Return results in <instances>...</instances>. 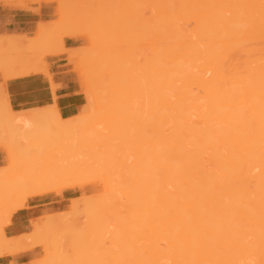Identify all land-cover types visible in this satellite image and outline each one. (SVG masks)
<instances>
[{
    "label": "bare ground",
    "instance_id": "1",
    "mask_svg": "<svg viewBox=\"0 0 264 264\" xmlns=\"http://www.w3.org/2000/svg\"><path fill=\"white\" fill-rule=\"evenodd\" d=\"M66 1L69 2L70 0H66ZM72 1L69 2V4H72L71 8L73 7L72 9H74L75 11L74 10L71 11L69 9V7H68L69 5L67 2L59 1V7H60L59 10L61 11V14H59V15H60V17H63V18L66 17L64 19L68 20V21L62 20L63 24H64V22H66V23L69 22V23H67L68 25L65 26L69 29V31H68L66 28V30L68 31V33H67L68 35H71L73 33L77 34L80 31V29L78 31L77 28H81V27L79 26L76 28L75 27V26H77L75 24L76 21L75 22L73 21L74 19H77V17L79 18V19H77V24H79V22H80V25L84 26V24L82 23L83 20L79 14L82 12L83 16L86 15L83 18V19L86 18L84 21H86L88 18V20H87L88 22H86V25L88 27L90 26L89 28H87L90 31V35H93L92 32H94L93 37L90 36V38L92 37L95 41L99 42V40L101 38H102V40L106 39L105 36H103V37H105L103 39V37H101V35L100 36L98 35V32L96 33V31H92V30H99L98 29L99 27L98 28L96 27L95 29H91V28H94L91 25V23L93 22V20L97 19V20H95L96 22H98L97 24L103 25L100 28L101 29L106 28L104 30V33L105 34L110 33L107 35V40L108 39L113 40L116 37V39H115L116 42L121 40L123 42L120 41L119 42L120 44L125 42L124 45L128 46L129 36H130V42H131V40H132L131 36L133 38L135 35H137V37L139 38L140 41L138 40L137 37L133 38V40L135 39L134 41H136L138 44H139V42H140V44H142V42H141V40H143L142 37H144V35L147 34V32H148V35H145L144 39L150 38L149 41H150V43L152 42L151 43L152 49L150 48L151 47L150 43H148L149 46L147 45L152 50L151 53L149 52L151 54V57L149 55H147V52L146 53L144 52V48H143V51H140V52L137 51L135 49V47L132 45L133 41H132L131 45L129 43L130 46H128V47L133 46V48L135 49V52L132 49H130L131 53H130V55H129V53H126L127 56L125 54H123V52H121V51H120V54L118 55L119 52L118 51L116 52L115 50H113L114 52H116V54L114 52H109L110 54L112 53V56H111L106 51L107 52L106 54H108V57H107L106 54L104 56L105 52L103 50L102 52H104V53H102L103 54L102 56H104L105 58H109V56H110L111 59H119L120 62H119V60H117V62H115L114 60L109 61V60L105 59V60L109 61L107 63L108 65H107L106 64L107 61L105 63L95 61L96 62L95 65L97 63L102 64V65H99L100 71H99V69H97L98 67L96 68V70H98L97 74L94 72L95 71L94 69L93 70L88 69L90 67L89 65H92V64H89V62H88L90 60L87 61V58H86V61L88 64L86 63L85 60L83 63L84 56L82 57V56L77 55L78 52L81 53L80 51H78V52H76V55H77L76 57H78V58L80 57L79 59H82L81 62L83 63V65L82 64L81 65L82 66L85 65L86 66L85 69L89 70V71L86 70V71H88L87 74H89V72L90 73L93 72V77L96 74L95 78L99 79L101 76V79H102V75H100V74H102L104 72V70L106 71V69L103 70V66L106 68L108 66V68H109V67H111V65H113L114 68L117 67L116 68L117 71H115V72H118L117 75L119 74V75H121V78H123V80H121L120 76H117V80L120 79L121 82L127 81V78H129V77L126 78V76H129V74L130 75L133 74L134 71H137V72L139 71L140 73H141V71H143L146 73V71L148 70L147 72H148L150 77L143 74L142 77H139L141 79H139L138 77H133L134 74L131 75L130 77L134 78V80H136V81L140 80L137 83L138 84L141 83V85L140 84L137 85V83H135V81H131V83L129 85H127L128 83H126L125 84L126 87L131 85L130 88H127V90L124 87V89L126 90L127 93L130 92V94H128V96H126L125 94L122 93L123 91H124V93H126L125 90H123V88H122L123 91H119V90H121L120 87H119V89H116L120 93L118 91H117L118 93H116L115 88L118 87L117 84H116V87H113V86L109 87L110 90H108V88H106L107 86L112 85V84H110V83H112V81L110 79H109V81H108V79H105V77L108 76L107 75L108 71L104 72L103 74H106V76L103 75V81H104V79L107 80L108 84H110V85H107V81L106 82L104 81V83H106V85H105L101 80H99V82H102L101 84L103 86L102 85L101 86H102L103 91H106V92L103 93V91L96 89L97 91H99V92L96 91V94L99 93V95L97 94L96 97L100 96L99 97L100 99L97 98L98 102H99V100H101V102L102 101L105 102V100L108 99V100H110V103H111V99H112V101L116 100V102L111 103L112 105L113 104L115 105V106L113 105L114 111L112 110V108H110L111 106L109 105L110 103L108 100H106V102H105V103L108 102L107 104H105L103 102L102 103L99 102V104H101V105L103 104L101 106L103 108V110L100 106H98L99 105L98 104L97 106L101 109H98V110L95 109L96 110L95 111L93 104H91L92 106L90 105V103H93L94 98L92 97L93 101L91 102V96L87 95V96H89V99H87L88 100L87 107L90 106L91 109H93L95 112L93 110L89 109L90 108L89 107L88 109L90 110V112L88 113L87 108L85 107L86 105H85V106H83V109L82 108L81 109L83 111H87V113H88V114H86L87 116L83 115V117L86 116V117H84V118H86V120H84V118L80 115L73 117V118H74L75 122H77L78 124L80 123L78 125L79 127H76V128H80V130L82 131L83 129H81V127H80V125H82V123L79 122L80 119H79V121L76 119L81 118L82 120H84V122H88L89 118H90V117L88 118V115H89L91 117L94 116V117H92V121H93V119L96 122L101 120V123H102L103 120L101 118L102 117L105 118V115H106V118L110 119V117H111L110 114L112 113L113 117H111V119H110L111 121L107 120L109 123L106 122L109 124V126H108V124L106 125V123H104V124L102 123L103 125L108 127L107 129L110 128V130H106V127L99 124L101 126V129L103 126V129H102L103 132L105 130L107 132L110 131L109 133H107L105 131V134L106 133H107V135L110 134L109 135L110 137L109 136L103 137L102 136L103 133H100L98 131H94V133H93L94 129L92 130V128H91L92 132L89 131L90 130L89 129L87 131L88 133L87 132L86 133L88 135H89V132H91V134H95V136L93 135L94 138L91 137L92 136L91 134L87 138L86 137L87 134L85 132L81 133V131H79L80 133H78V135L76 134L77 136L75 135V138L77 137L76 139L75 138L73 140H72V138L70 139L72 141H67V138L64 137V139H65L64 141L67 142V144L63 142L65 144V147L63 144L61 145V146H63V148H66V150L64 149L65 151L62 149L63 150L62 152H63V154L64 153L70 154L69 156H73V157H66V161L67 160L69 161L71 159L69 162L67 161L69 163L68 164V163H66V161H64L65 157L62 155L63 158L61 160V154L59 155L57 153L56 156L58 157L59 160H61L63 162L60 161V163H59V160H57L56 162H58V163L54 162L53 164H51L54 167H52L50 165L49 168H52L53 172L51 170H50L51 172L46 170L47 173L43 171L44 167L46 169V165H44L45 161L47 160L46 158H45V160L44 159L40 160L38 158L39 161H35V159L33 157L32 158L30 157L31 155H29L27 151L29 150V152H31V151L36 152V149H35V147H33V149L35 150L34 151L31 148L30 149L25 148L24 144L25 145H27V144L24 143L25 142L24 136H26L25 134L27 132H31L30 134H39V135L42 133L41 135H45V138L49 135L50 136L54 135L53 136L54 138L55 137H61L62 133H65V135L67 133L65 131H62V133H60L61 131H59V129H57L59 127L56 128L57 125L54 126V124H56L57 121H59V120H60V122L64 121L63 122L64 124L69 123L70 124L69 128H68L69 124L65 125V126H67V128H65L67 131V129L69 130L73 126H77V123L74 122L76 125L73 123V121H72L73 118H69L68 120L66 119V121H68V122H66L65 120H62L59 117V114H54V113H57L55 110L52 113V111H51L52 109H50V110L49 109L48 110L36 109V110H31V111L29 110L30 112L27 114L17 115L16 117H14L15 119L12 116H9V117H12L14 121L9 120L8 117H7L8 119L7 118L4 119L5 118L4 117L3 119L5 120L6 124L8 123L7 124V126H8L7 130H5V129L3 130V128H5V125H4L5 123L0 122V126L3 127V128L0 127V131H3V132L8 131L7 132L8 135H11L14 137L17 136V140L15 137V142L16 141L18 142V144H19L18 148L17 149L13 148V147H16L17 145H14L12 147V145L16 144L17 142L12 143V141L11 142L9 141L8 143L10 146L8 145V147L11 148L10 151L15 149L14 152H16L17 154L19 153V154L23 155V153H26L28 155L27 157H29V159L31 160V161H29L27 157L24 158L21 155H19L18 158H21V159L24 158L23 160L20 159L21 163L24 160H26V161L28 160L29 163L32 164L31 162L34 161L36 165H38V166L41 165V167H43V169L41 171L44 172V174H45L44 176H48V175H46L48 173L50 176V174H53L56 171L55 172L56 174L54 173L55 176H53V175L50 177L48 176L46 179H45V177H43V179H42L41 176H39V175L37 176V174H38L37 171L34 168L32 169L33 166H30L31 167V168L29 167L31 169L30 173H32L34 175L27 176L26 178L24 175L23 176L19 175V178H21V177L24 178V179L21 178L22 180H25V179L30 180L31 179V181H27V182H26V180L23 181V182H25L24 185L27 184L26 185L27 188H25L24 185H21L23 183V182H21L22 180H20V182H21V183L19 182L20 184L18 183V181H16V180H19V178L17 177L18 175H16L14 177L15 179L12 178L13 182L10 181L11 178H9V180H7V178H8L7 176L4 178L3 175H5V173L9 174L10 172H6V169H3V167L2 168L0 167V170L2 171V173H1L2 177L4 178V180H2L3 179L2 177L0 179V182H1V184H0V192H1L0 198L1 199H3L2 196H4L6 199H7V197H8V199H10V198L14 199L15 198L14 201L15 200L18 201L16 199V197L22 198V196L24 194H25L24 197H27V196L41 194V193L45 192V189H46V191L53 190L50 188H54V186L58 187L61 184L64 185V181L69 178L68 173L70 175L72 174V176H70V177H72V179H73V180L70 179L72 182L68 181L69 179L66 181V182H70V183L65 182V185L68 187L69 186L72 187L73 186L72 184H74V187H75V186H77V184L80 183V181L86 182V179H89V177H90L89 174L91 173V171H92L91 175H94V178H96V179H98L97 178L98 176L101 177V175H99V173L100 174L104 173L106 175L110 174L112 176H115L116 173H117V175H119V173H120L119 176H121V178L117 177V179H116V176H115L114 179H111V177L109 178L110 175H108L107 177L110 180L109 179L106 180V178H107L106 175L103 176V177H106V178H104L106 180V182L109 185H111V186H109L107 183H105V184H107L108 186L104 185V183L102 181V185L106 186V188L104 186H103V188H105L107 190L106 191V192H108V194L106 193L107 195L105 194V189H104V191L102 193L104 196L101 195V193L99 195H91V196L89 195L88 197L83 196L84 201L82 200L81 203H82V206H84V207L82 209L80 208V210H79V208H77L80 206H77L76 202H75L76 204L73 203L76 206L75 213L77 214V216H80V217L83 216L82 217L83 218V221H82L83 226L81 223H77V224L73 223L74 222L72 220L73 218H74V220L77 219L76 221L79 222L78 217L75 216L74 213L73 214L72 213H69V214L64 213L65 215L60 214V215H62V216H60L61 219L59 217V213L57 215L56 214L53 215V216L58 217L59 218L58 220L53 219V216L48 215V214L41 216V217H38V218H34V219L32 218L31 219L32 227H31L30 231L36 232L39 234L43 232L42 233V235H43L50 230V227H51V230L53 227L55 232H54V230H52V232H53V233H51L52 238L50 237L51 239H49V236H50L49 235L50 231H49L47 239L49 241L51 240L52 243L54 241V245H52V246H55V242H56V246H59V247L56 248V246H55L56 249L53 248L47 240V242L49 243V246L52 247L50 249V247L47 246L46 238H42L41 234L40 235L37 234V236L39 235V237H41V239L45 240L44 241V240L40 239L41 242L42 241L46 242L45 244H46L47 250H46L45 255L40 259H36L33 261H27V262H23V263H18V264H95V263L96 264H264V0H146V2H145V0H142V1L137 0V3L140 2V4H141L143 2L141 5H143V6L145 5L144 6L145 8L148 7L147 10L148 9L151 10V14L147 13L151 16L150 23H149V25H151V26L149 28L146 27L147 26L146 24L148 21L147 18H144V19L141 18L140 20H142V23H141V21H139L138 16L141 17L143 15H142L141 9H139V8L135 9L137 5H135L136 3L134 4V2H135L134 0H130L129 3L128 2L126 3L124 0H121V1L125 2V3H123L124 6L122 5L121 2H120V4H121V6H120L119 3H117L115 0L114 1L112 0L114 3L116 2L115 5H118V7H116V10H118L120 7H122V9H119L117 11V13L120 11L119 14H121V15L124 14V16H126L128 18L130 16V13H128V12L131 11V16L129 17V19L131 20V18H133L132 21H127L128 19L125 20V18L123 19L121 17L119 19V17H117V16L116 17L118 19L116 17H114L115 15L113 16V14H114L115 8H112L113 10L111 9L112 3H110V5H109L110 7L108 5H105L108 8L107 7L101 8V9L107 8L106 9L107 12L104 11L105 13L103 12V14L100 12L103 10H100L99 8L96 9V7L94 8L96 11L92 8H89L88 11H90L91 9L94 11L92 12V10H91L89 13L86 12V14H84L85 12H83L84 11L83 9H82L83 11L81 10V12L76 13L78 10L74 6H77L78 3H76L77 2L76 0H72ZM74 1L76 4H73ZM89 1L90 0H87V2L89 3L88 5H87L85 0H84L85 4H83L84 2L83 3L79 2L78 5H80L79 7H81V8H83L82 6H84L85 8H88L87 6H90V3L92 2V0L90 2ZM97 1L99 3L101 2V4H104L103 3L104 1L103 2L101 0H97ZM97 1L94 3L95 4L97 3L99 5V3ZM106 1L111 2L110 0H105L106 4L108 3ZM148 2H149V4H148ZM114 3L112 5V7H115ZM130 3L133 4V5H130V7H132V8L129 7ZM81 4H82V6H81ZM126 5H128V6H126ZM101 6H104V5H101ZM123 8L125 9V11ZM127 8H130L131 10L130 9L128 10ZM132 9H134V10H132ZM98 10H100V11H98ZM60 11H59V13H60ZM68 11H69V13H68ZM108 11L113 12L112 14L110 13V18H109V16L108 17L106 16V14H108ZM121 11H123V12H121ZM132 11L134 12V14ZM135 11H137L138 13L137 12L135 13ZM99 12H100V15H102V16L99 15ZM66 13H68L69 16ZM90 13H91V15H90ZM96 13H97V15H96ZM125 13L128 14V16L125 15ZM137 14H138V16H137ZM72 15H73V18H72ZM89 15L91 16V18ZM98 15H99V18H98ZM103 15H105L104 18L106 20L108 18L107 21L104 20ZM93 16L97 17V18L93 19L92 18ZM144 16H145V14H144ZM68 17H70V18H68ZM100 17H102L103 20ZM112 17L116 18L115 19L116 21ZM71 20H72V22H70ZM90 20L92 22H90ZM98 20H100V21H98ZM109 20H111V21H109ZM123 20L128 23L124 27H123V23L126 24V22H124ZM143 20H144V22H146L145 24H144ZM95 21L93 23H96ZM118 21H119V23H118ZM135 21H137V22H135ZM138 21L141 23V26H140V23ZM101 22L104 24H100ZM131 22L134 25L136 23L137 25H135V26H137V28L140 27V29H137V28H135L134 25H131L132 24ZM55 23L57 24L58 21L57 22L55 21ZM109 23L111 24V26ZM112 23H113L114 27H112ZM56 24L54 25V27L52 29H50V31L51 30L53 31L55 29V26H60L59 23L57 25ZM70 24H74L75 26H71ZM107 24H109V25H107ZM52 25H53V23H52ZM104 25L105 26L107 25L108 27L107 26L105 27ZM119 25H122V27ZM69 26H70V28H69ZM71 27H74L73 31L70 30V29H72ZM41 28H43V27L41 26ZM113 28L115 30L117 28L118 29L115 31V30H112ZM122 28H125L126 30L131 29L130 33L119 31V29H122ZM133 28L137 29V30H132ZM141 28L143 30H141ZM146 28L148 31L146 30ZM150 28H151V30H150ZM58 29L59 28L55 29L58 31V32L55 31L56 34L54 32H52L56 36L55 37L52 34L51 36L54 37L53 39H52V37H49L51 33L49 31H48V33H46V31H44V29H43V31L48 35V36L45 35V37H44L45 39H43V40H45L47 42H48V40L49 41L51 40L54 43V45L52 42L49 43V49L51 51L52 50L54 51V48L57 47V46L55 47L54 39L56 40V43H57V41L59 39L57 40L56 38H58V36H60L59 33H61V31L63 30V29L61 30V26H60V30H61L60 32ZM82 29L84 30V28H82ZM87 29L85 28L84 32ZM107 29L109 30V32H107L108 31ZM75 30L78 32H74ZM138 30H140L138 33H140L141 31H143V32L146 31V32L144 34H142L143 32L140 33V34H142V36H140V34H137ZM39 31H42V30H40V28H39ZM99 32H101V30H99ZM116 32H118V33L121 32L119 34L120 40H117V38H119V37L116 36V35H118V33H116ZM63 33H64V31H63ZM126 33H127V35H126ZM39 34H40V32L38 33V35ZM67 34H65V35H67ZM111 34L113 37L110 36L111 38H109L108 36ZM131 34H133V35H131ZM17 35H20V34H17ZM17 35H16V37H17ZM96 35H98V37ZM2 36H3V39L5 37L6 38L5 40H7V42H11V44H8V43L6 44V42H5V44L7 46L6 47L4 45V43H2V44L0 43V47H1V49H3V50L0 49V51H1L0 54L2 55V53H3V56L0 58V61L2 60L3 63H0V65L6 64L7 67L8 66L11 67L10 65L16 60L15 62L18 61L17 63H20V65L22 64L21 67L24 66L22 68L19 66L21 71H19L17 69L14 70L16 72H14L13 70L12 71L9 70V73L5 74L8 70L4 71L3 69H6V67L4 68V66L1 65L0 67L3 68V69L1 68L3 70V71L1 70V72H4V75H6L5 77L7 78L10 76H16L17 71H19L18 75L21 74V72H22V74H25L23 72H25L27 68L28 69L26 72L29 73V72L33 71L34 70L33 68L35 67L33 65V63L31 64V66H27L30 64H29V62H27L28 64L25 63L26 61L24 63H21L23 60H25V57H27V59H28L29 55H27V56H25V55L27 52H30L31 49H29V48L33 49V47H31L32 45L30 46L28 43V42L31 43L33 38L32 39L29 38L28 40H30V39L31 40L28 41L27 39H25L26 38V36H25L24 39L27 40L28 41L27 42L24 39H20L21 37L20 38L18 37L19 39H15V37H14L15 35H13V36L11 35L12 38L11 37L8 38V36H10V35H8V36L2 35ZM2 36L0 35V38ZM148 36H150V37H148ZM13 37H14L15 41L14 40L12 41ZM8 39H10V41H8ZM102 40L100 42H102ZM115 40H113V42H115ZM126 40H127V42H126ZM23 41H24V43L22 44ZM61 41H60V43H62ZM1 42H4V40H2ZM14 42H16V43H14ZM25 43L28 47L25 45ZM95 43L97 44V42H95ZM105 43H106V41H105ZM110 43H112V42H110ZM143 43H144V41H143ZM14 44H15V46H17V44H19L17 46V48H19V46L21 47L19 50H21L23 48H25V49L18 52V50L15 49ZM21 44L24 45V47ZM35 44H36V41H35ZM120 44H118V45L124 47L123 44H121V45ZM2 45H3V48H2ZM33 45H34V43H33ZM134 45H136V44H134ZM4 46L6 47V49H4ZM119 46H117V49L119 48ZM37 47H39V49H37ZM37 47H36L37 51L40 53L42 52L41 54H43V51L48 50V49H46V46L44 47V45H43V47H41V46H37ZM94 47H95V45H94ZM110 47H112V46L110 45ZM144 47H146V45H144ZM43 48H44V50H43ZM107 48H109V47H107ZM124 48L128 49L126 47H124ZM139 48H141V46ZM56 49H58V48H56ZM59 49H60V46H59ZM80 49H82V48H80ZM80 49H78V50H80ZM93 49H95V48H93ZM98 49L99 50L101 49L100 46ZM4 50H5V52H4ZM6 50L9 52V55L12 58L7 57V59H6L5 56L8 54V53H6L7 52ZM11 50H13V51H11ZM60 50H61V52H64L63 51L64 50L63 44H61ZM67 50L66 51L69 52L68 53V59L75 56V54H73V51H77V50H73V48H72V53H70L71 49H67ZM101 50L98 52L96 50H94V53H97V54L99 53L98 55L97 54L94 55L95 57L97 56V58H96L97 60H101L103 58V57L102 58L100 57ZM118 50H120V49H118ZM121 50H122V48H121ZM110 51H111V49H110ZM126 51L127 50H125L124 53ZM136 51L139 53H137ZM12 52L13 53L15 52L16 54L23 52L22 56H20L21 57L20 60L16 59L17 57H19L18 55H15V57L12 56L11 55ZM24 52H25V55H24ZM85 52H86V50H85ZM48 53H51V52H48ZM55 53H57V51ZM86 53H88V52H86ZM94 53L92 52L91 54H94ZM141 53H142V55H146L148 57L144 56L146 58L142 57V59L138 60L137 54H139L140 55L139 58H141V56H142ZM29 54H31V53H29ZM89 54H87V55H89ZM114 54H115V56L118 55V56H116L117 58L116 57L113 58ZM120 55H122V56H120ZM124 55L126 56V58L129 57V59H127V60L125 58L123 59L122 57ZM37 56H39V53ZM92 56L93 55H91V57ZM130 57H132L131 58L132 60H130ZM149 57L151 58V61H150ZM88 58H90V57H88ZM134 58H136L139 62L141 60H143L142 63L140 62L141 65L143 64L142 68H140L141 71L137 70L139 68V66H136V69L134 70L135 67L133 65L134 64L138 65V62ZM147 58H148V60L146 61L145 59H147ZM5 59L10 60L11 62L10 61H4ZM36 60L37 59H35V61ZM103 60H104V58H103ZM35 61H34V63H35ZM124 61L125 62L127 61L126 66H127V63H128V66L129 65L130 66L129 67L127 66V68H125L126 66L124 64ZM133 61H135L137 64ZM9 62H10V64H9ZM112 62H114V64ZM144 62L146 63V65H145L146 67L149 65L150 70L144 66V64H145ZM92 63L94 64V61H92ZM121 63H122V65H121ZM25 64H26L27 68H26ZM12 65H14V64H12ZM87 65L89 66L88 68H87ZM123 65H124V67H123ZM120 66H121V71L123 74L120 73V69H119ZM29 67L30 68L33 67V68H31L29 70ZM36 67L41 68L42 66L39 65V67L38 66H36ZM113 67L109 68V71H111ZM132 67H134V68H132ZM23 68H25V71L23 70ZM10 69H12V68H10ZM127 69L130 71H128ZM36 70L37 69H35V71ZM126 70H127V73H126ZM111 72L113 73V71H111ZM112 73L109 74L111 77H112ZM87 74H85L87 79H88V83L87 82L86 83L89 86L88 88H90V90L88 89V91H91V88L95 89L93 87L94 86L96 87V84L94 85L92 83L93 85L91 87V84L89 81H91V82L92 81L96 82V81L94 79L92 80V78H91V80H89L88 76H90L92 74H90L88 76H87ZM97 75L99 78L97 77ZM114 75L116 77V74H114ZM2 76H3V74H2ZM138 76H141V75H138ZM86 77H85V81H87ZM124 77H125V79H124ZM106 78H108V77H106ZM142 78H143V81H142ZM147 78H148V81H151V82H149V83H151V86H149L146 82H144L145 80H147ZM129 79L131 80V78H129ZM114 82L116 83L115 79H114ZM99 84H97V85H99ZM135 84H136V87H135ZM142 84H144V86H142ZM51 85H53L52 81H51ZM119 86H121V85H119ZM132 86H134L136 89L134 87L132 88ZM145 86H147V87H145ZM103 87H105V89ZM138 87H140V88H138ZM85 88H87V87H85ZM97 88H98V86H97ZM146 88H149V93H148V89H146ZM55 89L53 88V90H55ZM128 89H131V91H128ZM134 89L136 91L138 89H140V90L136 92ZM111 90L112 91L115 90L114 94H113V92H110V93L108 92ZM132 90H133V93H132ZM144 91L146 92L147 96L145 95ZM84 92H85V94H88L86 90ZM91 92H89V93H91ZM100 92L103 94H106V93H109V94L108 95L106 94V96H103V94H100ZM138 92H140V93L143 92L144 94L143 93L140 94ZM137 93H138L139 97H137L138 96ZM147 93L150 94L149 95L150 97L148 96ZM73 94H76V93H73ZM132 94H134V96H136V99L140 98L141 95H142V97H141V99L137 100V103H134L133 101L136 99H135V97L133 98ZM117 95H119V96H117ZM123 95H125V96H123ZM101 96L103 97V100H102ZM109 96H110V99L106 98ZM114 96H116V97H114ZM143 96L144 97L146 96V98L148 97V99H147L148 103H147V100L145 102L146 98L143 100V98H144ZM121 97H122V99H121ZM104 98H106V99L104 100ZM118 98L120 100H118ZM124 98L128 102H126V100ZM130 98H133V99L130 100ZM1 99H2V97L0 98V100ZM4 99L5 98L3 96V100ZM5 101H6V99H5ZM140 101H142L143 104ZM122 102H124V103L126 102L125 105ZM0 103H1V101H0ZM117 103L118 104L122 103V105H118ZM127 103H129V104H127ZM130 103L137 105L139 110L136 107V109L138 111H135V109H134V111H132L131 109H133L134 105L131 104L132 105L131 106ZM144 103L145 104L147 103V105L145 106ZM2 105L4 106V105H6V103L5 104L2 103ZM107 105L109 107H107ZM143 105H144V107H143ZM145 107H147V108L145 109ZM84 108H86V109H84ZM104 108H105V110H104ZM143 108H144V111L142 112ZM108 109H110V111ZM127 109H128V112H130L128 114H126L127 111H125ZM129 109H130V111H129ZM140 109H141V111H140ZM120 110L122 112H119ZM146 110H150L149 113ZM0 111H1V109H0ZM103 111H105L104 116H103V114H104ZM111 111H113V112H111ZM136 112L140 117H138V115L135 114ZM139 112L141 114L143 113L144 117H145V115H147V117L142 118ZM11 113H13V112H11ZM113 113H115V114H113ZM117 113H118V115L120 113V115L118 117H117ZM144 113H146V114H144ZM1 114H2V112H1ZM49 114H53V115H49ZM97 114H98V116H97ZM54 115H55V117L56 116L57 117L54 118L53 117ZM100 115H102V116L100 117ZM134 115L136 116V118L139 121L135 118ZM127 116L128 117L131 116V117L128 118ZM18 117H20L21 119L20 118H19L20 120L17 119ZM97 117H100V118H97ZM134 118L136 119V122H135ZM149 118H150V120H147V123H146V120H144V119H149ZM16 119H17V122L15 123ZM47 119H49V120H47ZM55 119H57V121H55ZM120 119H121V121H119ZM129 119L132 120V122L133 121L135 122L134 125L132 124V122ZM7 120H9V121H7ZM52 120H54V121L52 122ZM117 120H118V122H117ZM141 120L144 122H142ZM125 121H127V122H129V124H131L130 127L128 124V129H126L127 128L126 127L127 122H125ZM54 122H56V123H54ZM103 122H105V121H103ZM111 122H114L115 125L117 123L118 128L119 127L120 128L118 129ZM120 122H122V123H120ZM47 123H51V124H49L50 126L52 124L53 125L51 127H48ZM71 123H73V126H71ZM142 123H144L145 126H143ZM60 124H62V123H60ZM95 124L96 123H94V125H93L94 127H95ZM135 124L139 125V126H140V124H142L140 126V127H142V130H139L141 128L137 127ZM147 124H149V125H147ZM85 125H87V124H85ZM58 126H59V124H58ZM83 126H82V128H83ZM89 126H91V125H88V127ZM114 126H115V128H114ZM146 126L148 127V131L151 129V131H150L151 133H150V136L148 137L149 138L148 141L144 143V141H146L145 139L147 138L148 135L145 133L142 134L141 131H146L147 130ZM131 127H134L135 129L131 128ZM149 127H150V129H149ZM61 128L63 129V127H61ZM97 128H98L97 130H99V127H97ZM113 128L115 129V131H113L114 130ZM116 128H117V130H116ZM122 128H124V131L122 130ZM129 128H131L133 130L132 133H134V131L136 133L131 135L132 133L130 134L129 132L132 130H130ZM85 129L86 128H84V130ZM73 130L76 133V129H73ZM120 130L125 135H123L122 133L121 134L123 136H121V134H118L120 132ZM125 130H127V131L125 132ZM137 130H139L138 132L140 134L137 132ZM148 131H146V132H148ZM2 133L0 132V141L5 142V139H7V138H5L7 133H5V135H4L5 137L4 136L2 137ZM82 134H84L85 136ZM19 135H21V137H24V138L22 139L21 137H19ZM127 135H128V137H130V135H131L130 139H132V140L127 138ZM135 135H138V136L140 135L138 137L139 139L137 137H135ZM62 136H63V134H62ZM66 136H68V135H66ZM111 136L113 139L111 138ZM132 136H134L138 140L141 139V142L143 143V145L145 144V146H142V143L139 141H133V139H135V138H132ZM143 136H146V138ZM18 137H19V139L24 140L23 145L19 143L21 140L19 141ZM53 137H51V138H53ZM98 137L100 138V140L97 139ZM101 137H103V138H101ZM140 137H142L144 139V141ZM8 138L10 139L11 137H8ZM105 138H107V139L110 138L109 139L110 142H114V143L117 142L116 144H120V146L117 147V145H116L115 147H117V148H115L112 145L109 146L107 143H103L102 139L106 140ZM120 138L122 140H120ZM9 139H7V141ZM85 139H86V141H85ZM94 139H95V141H94ZM114 139L115 140L117 139L119 141H115ZM125 139H126V141H125ZM74 140L77 141L78 145ZM90 140L92 141V143L89 144L88 142H91ZM26 141H27V139H26ZM43 141H45V140L43 139ZM58 141L57 140H55V141L49 140V142H52V143L48 142V146L51 144H54L55 142H58ZM73 141L75 142V145H74ZM79 141H82V143H80ZM99 141H101L102 143ZM121 141L124 142L123 146L121 144ZM129 141H131V142H129ZM27 142H29V141H27ZM68 142H72V143H68ZM93 142L96 143V146L93 145L94 144ZM132 142H134L132 144V146L135 150L138 149V147H139L138 146L136 148L135 147L136 144L141 145L139 150L136 151L138 153H136L134 151L132 146H130V145L128 146V144H131ZM21 143H22V141H21ZM31 143H33V142H31ZM44 143H43V146L46 147L47 144L45 143L46 144L45 145ZM79 143H80V145L82 144V147L79 145ZM86 143H88V144H86ZM99 143H101V144H99ZM60 144L61 143H59L58 145H60ZM69 144L70 145L72 144L71 147L73 146L75 148L74 151H72L73 148H71V147L70 148L72 150L71 151L68 150V147L70 146ZM102 144H104V145H102ZM125 144H127V145L125 146ZM20 145H21V147L23 146V149L20 147ZM67 145H68V147H67ZM99 145H100V147H97ZM41 146H42V144H41ZM52 146H55V144ZM89 146H91V147H89ZM105 146H107V147H105ZM108 147H109V149H108ZM88 148H91V149H88ZM95 148H97L98 150H96ZM111 148L112 149L114 148V150H112ZM125 148H127V149H125ZM49 149H51V148H49ZM54 149H56V148H54ZM79 149H80V151L77 152V150H79ZM100 149H102V152ZM18 150H21V151L27 150V151H24L21 153V151H18ZM82 150H84V152ZM87 150L88 151L91 150L90 154L87 153L88 152ZM109 150H110V152H109ZM119 150H122L123 152L119 151ZM126 150L128 153H126ZM131 150L134 152L133 156L131 154L132 153ZM68 151H69V153H68ZM85 151H86V153H85ZM92 151H93V153L95 151L96 152L99 151V153H97V156H96V152L94 153V156L96 158H99L101 156L100 158L102 160V163H103V161L106 162V160H107L106 165L107 164L108 165L106 166L102 163L100 164L101 160L95 161V157H92L93 153L91 155ZM113 151H115V152H113ZM53 152H54V150H53ZM53 152H51V154ZM107 152H109V153H107ZM118 152H121V153H119L120 156L118 155ZM16 153H14L13 155L12 154L10 155V152H9L8 156H10V158L14 156L13 158L16 159V157H15ZM36 153L38 154V156H40V158H41V155H43L42 153L40 155L39 152H36ZM48 153H50V152L48 151ZM48 153H47V155H48L47 157H49ZM105 153L110 154V155L108 156ZM112 153H115V154H112ZM148 153L150 154V157L146 156ZM74 154H75V156H74ZM80 154H81V160L83 158L82 162L79 160L80 158L78 155H80ZM116 154H117V156H116ZM122 154L131 155V157H133L134 160L131 157H130L131 159H128L129 156L125 157V156H122ZM144 154H146L145 157H144ZM84 155H85V157L88 156L87 159L91 158V162L88 159V161L90 162L89 164L87 163L88 162L87 159L85 160ZM135 155H137V157ZM103 156H104V158H103ZM110 156L113 158L111 159ZM121 157H124V158L120 159ZM75 158H78V161H75ZM92 158H93L94 162L92 161ZM118 158L120 160H118ZM143 158L145 160H146V158L147 159L149 158V159L146 160L147 161L146 162V161H144ZM14 159H13V161H14ZM109 159H111V162ZM123 159H124L128 169H126L127 167H121L124 164ZM135 159L137 160V162L135 161ZM43 160H44L43 163L42 162L39 163L40 161H43ZM55 160H56V158L53 161H55ZM112 160H114L115 163H117L116 166H114L115 163H113L114 161H112ZM129 160H130V162H129ZM131 160H133V161H131ZM149 160H150V162H149ZM10 161H11L10 163L14 165V163L12 162V159H10ZM79 161H80V164L77 165V163H79ZM127 161L129 164H127ZM20 162H19L20 165L18 164L17 167L22 166ZM36 162H38L39 164ZM47 162H49V161H46V163ZM64 162H65V164H64ZM131 162H132V164H131ZM61 163H63V164H61ZM97 163H99V164H97ZM120 163H122L121 166L119 165ZM58 164H60V165H58ZM81 164H82V166L84 165L85 168L80 166ZM90 164L91 165L96 164L97 167H95L96 165L91 166ZM110 164H112L111 167H110ZM13 165H11V166H13ZM88 165H89V167H88ZM99 165H101V166H99ZM117 165H119L120 170H118ZM11 166H9L8 168L11 169ZM23 166H24V164H23ZM38 166H36V168ZM61 166L63 167V169H62L63 173L61 171H59L61 169ZM68 166H70V167H68ZM73 167H75L76 170ZM108 167H109V169H108ZM112 167H115V168L117 167L116 171H113L115 168H112ZM8 168H7V170H8ZM15 168H16V166H15ZM21 168H23V167H21ZM29 168H28V171H25V172L28 173ZM40 168H39V171H40ZM77 168L79 170H77ZM83 168H84V170H83ZM91 168H92V170H91ZM93 168H97V170H95ZM98 168H100V169H98ZM2 169L4 170V172ZM86 169H88V170L90 169V171L87 170L88 173H86L85 172ZM101 169L103 171H106V173L103 172ZM125 169H126V171H125ZM65 170L67 172H65ZM100 170H101V172H100ZM107 170H109V171L107 172ZM120 171H122L124 173H122ZM12 172H13V170H12ZM60 172H61V174L59 175ZM77 172H78V174L76 176ZM111 172H112V174H111ZM79 173H80V175H79ZM82 174H84L83 178L80 177V176H82ZM113 174H115V175H113ZM56 175H57V177L61 176L62 181H61V179H57ZM62 175L65 177H63ZM95 175H96V177H95ZM75 176H76V180H75V182H73ZM54 177H56L57 180L53 179ZM61 177H59V178H61ZM77 177H79V178H77ZM84 177H86V178H84ZM103 177H101V178H103ZM50 178L52 180H55V181H52V180L50 181ZM91 178L92 177H90V179ZM118 178H119V180H118ZM35 179H36L37 183L35 182ZM81 179H83V180H81ZM43 180H45V181L49 180L47 182H51L52 186L49 185V183L47 185L46 182H44ZM92 180H93V178H92ZM100 180H102V179H99V181ZM105 180H104V182H105ZM15 181H16V183H15ZM60 181H61V183H59L58 186H56L57 184L55 182L58 183ZM76 181L79 183H76ZM87 181H89V180H87ZM112 181H113L114 185H113ZM31 182H34V183H31ZM2 183L3 184H6V183L10 184L9 186H12V183H13V186H15V185L16 186L11 187L10 189L7 190V188L9 186L8 187L6 185L2 186ZM18 184H19V186H18ZM29 184L31 186H33V187H30V189L28 187ZM54 184H56V185H54ZM67 184H69V185H67ZM66 186H64V187H66ZM16 187L17 188L21 187L19 189L21 194L18 191L19 195L16 194L17 196H13L12 193H14L16 191V189H17ZM27 189L29 191H26V192H28L26 194L25 190H27ZM60 191H61V189H60ZM6 193L7 194L9 193V194L7 195ZM83 194H84V192L82 193V195ZM100 195L103 197H101ZM9 196H10V198H9ZM98 197L99 198L101 197L103 199L99 200ZM8 199H7V201L11 205L12 200L10 199V201H9ZM79 200H80V198L77 199V202H79ZM7 201H5V202H7ZM2 203H3V201H2ZM13 203L16 204V202H13ZM81 203L78 205H81ZM3 204H1L2 207L5 206ZM1 205H0V207H1ZM7 205L5 206V210L3 208L5 213H8L6 211V208L8 211H9V209H11V208H9L10 206H7ZM12 206H13L12 211H13V209L16 210L14 208V204ZM19 206H21V205H19ZM19 206H16V208H18ZM79 211L80 212L82 211V214ZM5 213H3V215H5ZM66 215H67V217H70V215H71L70 220H69V218L67 220L69 222L72 220L73 221V222L71 221L72 223L67 222V220L65 218ZM72 215H74L77 218H75ZM7 216H9V215H5V217H7ZM56 217H54V218H56ZM64 218L66 221L64 220ZM63 220L65 222V225H64ZM0 223H1L0 226H3V220H1ZM79 224H81V225H79ZM63 225H64V227L66 226V229H64ZM70 225L72 228H70ZM0 229H2V228L0 227ZM56 231H59L58 232L59 234L57 237L55 234V237L57 239H54L52 234L57 233ZM1 233H2V231H1ZM45 236H47V234L43 235V237H45ZM66 236H68V238L71 239V241H67V243H64V242H66V238H65ZM22 237H23V235L22 236L20 235L19 237H17V236L12 237V238L10 237L8 239L3 237L4 239H6V241H8L10 243V247H9V245L4 246L5 249H4V247H3V249L0 247L1 248L0 250H2V252H3V250H5L4 255H12V254H15L17 252L29 250L35 246H38V245H36V243H34L32 241H30V243L28 244V240H31V239L27 238V240L25 239L26 240L25 241ZM26 237H28V236L26 235ZM31 237H32V234H31ZM34 237H35V235H34ZM58 237H60V238L58 239ZM3 238H2V240H3ZM52 239H54V240H52ZM60 240L63 242V244H66V246H67V244H69V246H67V248L69 249V247H71L69 249V251L71 253L65 251V249L67 250L65 245H62V243L58 244ZM63 240H65V241H63ZM2 242L4 243V241H2ZM31 242L34 244H32ZM1 246H3L2 243H1ZM61 246H65V248L61 249L62 248ZM94 247H96V248H94ZM71 249H72V251H71ZM94 249L97 252L93 253L95 251ZM2 252H0V253H2ZM96 253L99 255H97ZM94 254L96 255L95 258L93 257ZM10 264H15V263L11 261Z\"/></svg>",
    "mask_w": 264,
    "mask_h": 264
},
{
    "label": "rangeland",
    "instance_id": "2",
    "mask_svg": "<svg viewBox=\"0 0 264 264\" xmlns=\"http://www.w3.org/2000/svg\"><path fill=\"white\" fill-rule=\"evenodd\" d=\"M38 1H40V0H38ZM59 1L67 2L68 5H69V6H68L69 9H70L71 11L74 10V9H72L73 7L71 8L72 4H69V2H71L72 0H70L69 2L66 1V0H51V1H49V2H54V3H55V14H56V16H57V20H56V22L58 21L59 25L61 26V30L63 29V30L61 31V30H60V26H55V29H56V28H59V29H58L59 32L61 31V33H59L60 36L57 35L58 38H56L57 40L59 39V40L57 41L58 44L56 43V40L54 39V41H55V47L57 46L56 48L59 49V46H60V49H61V44H63V43H60V41L63 40V38L66 37V36H68V37L81 36V37H83V39H84L83 45H82L81 47H79V48H77V49H73V50H77V51H73V54H75V56H73L72 58L68 59V62L73 66V70H74V71L78 74V76H79V81H80V90H79V92H80L81 94H83L84 97H85V103L79 108V112H78V114H77L76 116L80 115V116L83 117V115H86V114H88V113L90 112L89 109H91V107H90V106H89L90 108L87 107V103H88V100H87V99H89V96H91V102L94 100L93 103H90V105L93 104V106H94V110H95V109L98 110V109H101V108H102L101 106H102L103 104H102V105L99 104V102H101V100H99V102H98V99H100V98H99L100 96L96 97L97 94L99 95V93L96 94V91H97L96 89H99V90L103 91V89H102V86H103V85H102L101 83H102V82L104 83V81L106 82L107 80H105V79H108V81H109V79H110V80L112 81V83L109 82V83L112 84V85L106 87V88H108V90H110L109 87H112V86H113V87H116V84H117L118 87L115 88V90H116V89H119V87H120L121 90H119V91H123V90H125L124 87H125L126 90H127V88H130V86H131V85H130V86L126 87V85H125L126 83H128L127 85H129V84L131 83V81H135V83H137L138 81H140V80H137V81L134 80V78L130 77L131 75L134 74L133 77H138V78H139V77H142L143 74H144V75H147L148 77H150L149 74H148V72H147L148 70L146 71V73L140 70V68H142V65H143V64L141 65L140 62L142 63L143 60H141L140 62H139L138 60L142 59V57H143V58L148 57V56H146V55H142V53H141V55H142L141 58H139V57H140L139 54H137L138 56L136 55V56L138 57V60H137L136 58H134V59H136V61L138 62V65H135V64L133 63V64H134L133 66H134L135 68L132 67V68H134V70H135V69H136V66H139V68H138L137 70H140L141 73H140L139 71H138V72H139V73H138L137 71H134V70H133V71H134V73L132 72L133 74H131V75L129 74V76H126V78L129 77V78H131V80H130L129 78H127V81H125V82H121V80H123V78H121V75H119V74L117 75L118 72H115V71H117V69H116L117 67L114 68L113 65H111V67H113L111 71H113V73L116 74V77H115V75H114L111 71H109V68H111V67L108 68V66H107V68H106V67L103 66V70L106 69V71L109 72V73L107 72V75H108V76H106V74H103L104 72H106V71L104 70V72H103L102 74H100V75H102V79H101V76H100V78L98 77L99 74L97 75V77H98L99 79L95 78V77H96L95 75L97 74V71H98V70H96V68L98 67L97 69H99V67H100L99 65H102V64H100V63H99V64L97 63V64H96L97 66H96V65H95L96 62H101V63L104 62V63H105L107 60H109V61H113V60H114L115 62H117V60H119V59H111L110 56H109V58H105L104 56H105V54H106L107 52H108V54H110L109 52H114L113 50H115L116 52H117V51L119 52L118 55L120 54V51L123 52V54H125V55H126V53H129V55H130V53H131V52H130V49H132L134 52H135V49H136L137 51L140 52V51H143V48H144V52H145V53L147 52V55H149V56L151 57V54H150V53H151V51H152V50H151V49H152V44H151L152 42L150 43V41H149L150 38H146V39H144L145 35H148V32H147V34L144 35V37H142V38H143V40H141L142 44H140V42H139V44H138L136 41H134L135 39L133 40V38H136L137 35H135L133 38H132V36H131V39H132L131 42H130V36H129V39H128L129 41H128V42H129L130 45H131V43H132V41H133V44H132V45L135 47V49L133 48V46H131L132 48H131V47H128V46H130L129 43H128V46H127V45H126V46L124 45L125 42H124V43H121V44L124 45V47L128 48V49H125L124 47L118 45V44H120L119 42L121 41V40H120V36H119V34H120L121 32H120V33H118V32H119V31H123V32L130 33V30H131V29H130V30H126V29H125L126 27H125V28H122V29H119V31L116 32V33H118V35H116V36L119 37V38H117V40H120V41L116 42V40H115L116 37H115V39H113V40H115V42H113V40H109V39L107 40V35L110 34V33H108V34H105V33H104V30H105L106 28H105V29L102 28V29H103V30H102L100 27H102L103 25H99V24H97L98 22L95 21V20H97V19L93 20V22L95 21L96 23H93V22L91 21V20H92V19H91V20H90V22H92L91 25L94 27V28H91V29H95L96 27H97V28L99 27L98 29L101 30V32H99V30H92V31H96V33L98 32V35H99V36L101 35V37H103V36L106 37L105 40H102V38H101L100 40L98 39V40H99V42H98V41H95V40L92 38L93 35H94V32H92L93 35H90V31L87 29V28L90 27V26L88 27V26L86 25V22H88V21H87L88 18H87L86 21H84L86 18L83 19L86 15H85V16L82 15V14H83V13L81 12L82 9L84 10V11H83V10H82V11L85 12L84 14H86V12L89 13L92 9H94V8L96 7V9L99 8L100 10H103V11L98 10V11H100V12L103 14L104 11L107 12L106 9L108 8V7L105 6V5H108V6H109L110 3H112V4H111V9H112V8H115V11H114V14H113V16L115 15L114 17L117 16V17H119V19H120V17H121V18H123V19L125 18V20L128 19L127 21H132L133 18H131V20L129 19V17L131 16V11H130V12L127 11L128 13H130V16L127 18L126 16H124V14H123V15L119 14L120 11L117 13V11H118L119 9H122V7H120L118 10H116V7H118V5H115V3L117 2V3H119V5L121 6V4H120V2H121L122 5L124 6L123 3H125V2H126V3H127V2L129 3L130 0H124L125 2H123V1H121V0H115V1H116L115 3L113 2L114 0H113V1L110 0L111 2L106 1V2H108L107 4L105 3V0H101L102 2L104 1V2H103L104 4H101V2L99 3L97 0H92L93 3L91 2V3H90V6H87L88 8H85L84 6H82V4H81V6H82L83 8L79 7V6H80V5H78L79 2H80V3H83L84 0H81L82 2H81L80 0H79V1L76 0V1H77L76 3H78V4H77V6H74V7L78 10L76 13L81 12V13H79V14H80V17H81L82 20H83V21H82V20H81V21H82V23L84 24V26H81V25H80V22H79V24H77V19H79L78 17H77V19H74L73 21H74V22L76 21L75 24H76L77 26H75L74 24H70V25H71V26H75L76 28L80 26L81 28H77L78 31H79V29H80L79 32L76 31V30L74 31V32H78L77 34H74V33L71 34V33H70L71 35H68V34H67L68 31H69V29H68L67 27H65V26L68 25L67 23H69V22H67V23L64 22V24H63V21H64V20L66 21L67 19H64V18H66V17H64V18H63V17H60V15H59V14H61V11L59 10V8H60V7H59ZM85 1H86L87 5H88L89 3L87 2V0H85ZM90 1H91V0H90ZM90 1H89V2H90ZM96 1L99 3V5H98L97 3H96V4L94 3V2H96ZM134 1H135L134 4L136 3L135 5H137L136 8H135V7H134V8H135V9L139 8V9H141V11H142V15H143V16L140 15L141 17H139L138 14H137L139 21H141V23H142V20H140V19H141V18H142V19L147 18L148 21L146 20V21H147V24H146L147 26H146V27L149 28V27L151 26V25H149V23H150V19H151V16H150L149 14H151V10H149V9L147 10L148 7L145 8V7H144L145 5H144V6L141 5L143 2L140 4V2L137 3V0H134ZM141 1H142V0H141ZM72 2H73V1H72ZM145 2H146V0H145ZM76 3H75V1H74L73 4H76ZM113 3H114V6H115V7H112ZM60 4H61V3H60ZM83 4H85V2H84ZM92 4H93V5H92ZM100 4H101V5H104V6H101ZM146 4H147V3H146ZM148 4H149V2H148ZM66 5H67V4H66ZM130 5H133V4L130 3V4H129V7H130ZM139 5H140V6H139ZM126 6H128V5H126ZM147 6H148V5H147ZM77 7H78V8H77ZM103 7H104V8L107 7V8H106V9H101V8H103ZM109 7H110V6H109ZM57 8H58V12L60 11L59 14L56 12V11H57ZM61 8H62V7H61ZM64 8H65V7H64ZM89 8H92V9H91L90 11H88ZM130 8H132V7H130ZM130 8H127V9L129 10ZM149 8H150V7H149ZM66 9H67V8H66ZM123 9H124V8H123ZM127 9H126V10H127ZM63 10H64V9H63ZM70 10H69V11H70ZM94 10H95V9H94ZM94 10H92V12H93ZM112 10H113V9H112ZM130 10H131V9H130ZM132 10H134V9H132ZM69 11H68V13H69ZM74 11H75V10H74ZM95 11H96V10H95ZM124 11H125V9H124ZM100 12H99V15H100ZM105 12H104V13H105ZM121 12H123V11H121ZM132 12H133V11H132ZM136 12H137V11H135V13H136ZM68 13H66V14L68 15ZM97 13H98V12H97ZM97 13H96V15H97ZM110 13L112 14L113 12H109V11H108V14H106V16H107V17L109 16V18H110ZM137 13H138V12H137ZM139 13H140V12H139ZM147 13H149V14H147ZM71 14H72V13H71ZM71 14H70V15H71ZM92 14H93V13H92ZM133 14H134V12H133ZM144 14H145L146 17L144 16ZM63 15H64V14H63ZM74 15H75V14H74ZM87 15H88V14H87ZM90 15H91V13H90ZM90 15H89V16H90ZM99 15H98V18H99ZM125 15L128 16V14H126V13H125ZM68 16H69V15H68ZM77 16H78V15H77ZM100 16H102V15H100ZM111 16H112V15H111ZM132 16H133V15H132ZM104 17H105V15H103V18H104ZM114 17H112V18H114ZM117 17H116V18H117ZM62 18H63V19H62ZM68 18H70V17H68ZM72 18H73V15H72ZM90 18H91V16H90ZM92 18L94 19V18H97V17H94V16H93ZM100 18L102 19V17H100ZM116 18H114V20H115ZM136 18H137V17H136ZM101 19H100V20H101ZM117 19H118V18H117ZM59 20H60V21H59ZM62 20H63V21H62ZM100 20H98V21H100ZM102 20H103V19H102ZM104 20H106V19L104 18ZM107 20H108V18H107ZM107 20H106V21H107ZM111 20H112V19H111ZM111 20H109V21H111ZM134 20H135V19H134ZM136 20H137V19H136ZM67 21H68V20H67ZM109 21H108V22H109ZM115 21H116V20H115ZM123 21H124V20H123ZM139 21H138V22H139ZM70 22H72V20H71ZM84 22H85V23H84ZM104 22H105V21H104ZM124 22H126V21H124ZM135 22H137V21H135ZM143 22H144V20H143ZM58 23H57V24H58ZM106 23H107V22H106ZM113 23H114V22H113ZM113 23H112V27H114V26H113ZM116 23H117V22H116ZM118 23H119V21H118ZM131 23H132V22H131ZM139 23H140V22H139ZM141 23H140V26H141ZM145 23H146V22H144V24H145ZM55 24H56V23H55ZM55 24H53V25H51V26H48L49 29H48L47 27H46V28H44V27H43V28H40V30H42V31H39L40 34L37 35L35 38L32 39V41H31L32 44H31L30 42H28V41H30L31 39H30V40L27 39L28 41L24 39L25 41H27V42L29 43L30 46L32 45L31 47H33V49H32V48H29V49H31V50H30V52H27L26 55H25V52H24V55H25V56H27V55H29V56H28V59H27V57L24 56V57H25V60H23L21 63H24V62L26 61L25 63L29 62V64H30V65H27V66H31L32 63L34 64L35 59H37L35 62L39 61V59H42L46 54H48V52H56V51H57V52H61L60 49L58 50V49H56V48H54V51H53V50L51 51V50L49 49V43L52 42V41H51V40H50V41L48 40V42H47V41L43 40V39H45L44 37H45V35H47L46 33H48V31L51 33L49 37H52V36H51L52 34L55 36V34H56L55 31H57V30L54 29L53 31H52V30L50 31V29H52V28L54 27ZM57 24H56V25H57ZM87 24H88V23H87ZM100 24H104V23L101 22ZM109 24H110V23H109ZM109 24H107V25H109ZM127 24H128L127 22H126V24L123 23V27H124L125 25H127ZM88 25H89V24H88ZM107 25H106V26H107ZM117 25H118V24H117ZM131 25H134V24L132 23ZM135 25H137V24L135 23ZM135 25H134V26H135ZM104 26H105V25H104ZM106 26H105V27H106ZM110 26H111V24H110ZM119 26L122 27V25H119ZM129 26H130V25H129ZM134 26H133V27H134ZM142 26H143V25H142ZM64 27H65V28H64ZM107 27H108V26H107ZM112 27H111V28H112ZM117 27H118V26H117ZM121 27H120V28H121ZM66 28H67L68 31L66 30ZM69 28H70V26H69ZM71 28H72V29H70V30L73 31L74 27H71ZM82 28H84V30H85V28H86L87 30L84 32V30H83ZM109 28H110V27H109ZM127 28H128V27H127ZM135 28H137V26H135ZM43 29H44V31H46V33L43 31ZM91 29H90V30H91ZM117 29H118V28H117ZM117 29H116V30H117ZM128 29H129V28H128ZM137 29H140V27H138ZM137 29H134V28H133L132 30H137ZM82 30H83V31H82ZM107 30H108V29H107ZM112 30H115V29L113 28ZM116 30H115V31H116ZM141 30H143V29L141 28ZM146 30H147V28H146ZM150 30H151V28H150ZM63 31H64V33L67 34V35H65V34L63 33ZM72 31H71V32H72ZM139 31H140V30L137 31V34H140V33L143 32V31H141L140 33H138ZM147 31H148V30H147ZM52 32H54L55 34L52 33ZM57 32H58V31H57ZM80 32H81V33H80ZM83 32H84V33H83ZM107 32H109V30H108ZM123 32H122V33H123ZM132 32H133V31H132ZM145 32H146V31H145ZM145 32H143L142 34H144ZM149 32H150V31H149ZM42 33H43V34H42ZM96 33H95V34H96ZM103 33H104V34H103ZM111 33H112V32H111ZM127 33H126V35H127ZM135 33H136V32H135ZM41 34H42V35H41ZM63 34H64V35H63ZM142 34H140V36H142ZM149 34H150V33H149ZM98 35H96V36L98 37ZM123 35H124V34H123ZM126 35H125V36H126ZM131 35H133V34H131ZM40 36H41V37H40ZM42 36H43V37H42ZM47 36H48V35H47ZM90 36H92V37L90 38ZM110 36H112V34L109 35L108 37L111 38ZM140 36H139V37H140ZM49 37H48V38H49ZM55 37H56V36H55ZM105 37H103V39H104ZM112 37H113V36H112ZM121 37H122V36H121ZM146 37H147V36H146ZM148 37H150V36H148ZM53 38H54V37H52V39H53ZM95 38H96V37H95ZM125 38H126V37H125ZM137 38H138V37H137ZM142 38H141V39H142ZM151 38H152V37H151ZM46 39H47V38H46ZM49 39H50V38H49ZM121 39H122V38H121ZM91 40H92L93 42H92ZM101 40H102V42H100ZM138 40H139V38H138ZM14 41H15V40H14ZM20 41H21V40H20ZM35 41H36V44H35ZM105 41H106L107 44L105 43ZM109 41L112 42V43H110ZM139 41H140V40H139ZM143 41H144V43H143ZM151 41H152V40H151ZM17 42H18V41H17ZM27 42H26V43H27ZM61 42H62V41H61ZM95 42H97V44H96ZM121 42H123V41H121ZM126 42H127V40H126ZM14 43H16V42H14ZM23 43H24V41L22 42V44H23ZM26 43H25V45H26ZM33 43H34V45H33ZM52 43H53V42H52ZM52 43H51V44H52ZM92 43H93V44H92ZM94 43H95V44H94ZM98 43H99V44H98ZM102 43H103V44H102ZM117 43H118V44H117ZM145 43H146V44H145ZM148 43H150V46H151L150 48H151V49L148 47V46H149ZM6 44H7V43H6ZM6 44L4 43L5 46H6ZM8 44H11V43H8ZM22 44H21V45H22ZM39 44H40V45H39ZM104 44H105V45H104ZM121 44H120V45H121ZM134 44H136V45H134ZM137 44H138L139 46H138ZM143 44L146 45V47H144ZM18 45H19V44H17V46H18ZM43 45H44V47L46 46V49H48L49 51H48V50H47V51H46V50L43 51V50H44V48H43V50H42V51H43V54H41L42 52L40 53V52L37 51V49H39V47H37V46H41V47H43ZM53 45H54V43H53ZM94 45H95V47H94ZM98 45L100 46L101 49L103 48L102 50L100 49V50H101V52H100V54H101L100 57H101V58L103 57L104 60H103V58H102L101 60H97V59H96L97 56H96V57L94 56L95 54H97V53H94V50H96L97 52L100 51V50L98 49V48H99ZM102 45H103V46H102ZM110 45H111L112 47H110ZM147 45H148V46H147ZM5 46H4V49H6V47H7V46H6V47H5ZM14 46H15V44H14ZM17 46H15V49H17L18 52L21 51V50H23V49H25V48H23L24 45H22V46H23V47H22L23 49H21V50H19L21 47L19 46V48H17ZM26 46H27V45H26ZM104 46H105V47H104ZM113 46H114V47H113ZM117 46H119L118 49H120V50L117 49ZM137 46H138V47H137ZM140 46H141V48H139ZM142 46H143V47H142ZM27 47H28V46H27ZM36 47H37V49H36ZM41 47H40V48H41ZM107 47H109V48H107ZM120 47L122 48V50H121ZM2 48H3V45H2ZM9 48H10V47H9ZM12 48H13V47H12ZM80 48H82V49H80ZM93 48H95V49H93ZM104 48H105V49H104ZM123 48H124V49H123ZM137 48H138L139 50H138ZM0 49H1V47H0ZM10 49H11V48H10ZM10 49H9V50H10ZM67 49H68V48H65V47H64V50H63V51H64V52H67V51H68ZM69 49H71V50H70V51H71L70 53H72V48H69ZM78 49H80V50H78ZM89 49H90V50H89ZM97 49H98V50H97ZM108 49H109V50H108ZM110 49H111V51H110ZM141 49H142V50H141ZM146 49H147V50H146ZM149 49H150V50H149ZM1 50H3V49H1ZM27 50H28V49H27ZM66 50H67V51H66ZM85 50H86V52H88V53H86ZM91 50H92V51H91ZM103 50H104L105 53L102 52ZM125 50H127V51L129 50V51H128V52L126 51V52L124 53ZM145 50H146V51H145ZM148 50H149V51H148ZM6 51H7V50H6ZM11 51H13V50H11ZM11 51H10V52H11ZM35 51H36V52H35ZM78 51H80L81 53L83 52V53H82L83 55H82L81 53H79ZM96 51H95V52H96ZM106 51H107V52H106ZM137 51H136V52H137ZM0 52H1V51H0ZM4 52H5V50H4ZM15 52H16V51H15ZM15 52H14V53H15ZM74 52H75V53H74ZM76 52L79 53V54L77 53V55L82 56V57L84 56L85 59L83 58V63H84V60L86 61V58H87V61H88V60L91 61V62H90V61H88V62H89V64H92V65H89L90 67L87 65V68L89 67V68H88L89 70H93V69L95 70L94 72H95L96 74L94 75V77H93V72H92V73L89 72V74H87L89 70H88V69H85V67H86L85 65L82 66V65H83V63L81 62L82 59H79L80 57H79V58L76 57V56H77V55H76ZM84 52H85V53H84ZM90 52H91V53L93 52L94 54H91ZM116 52H114V53L116 54ZM139 52H137V53H139ZM149 52H150V53H149ZM6 53H8V54L5 56L6 59H7V57H11V56L9 55V52H8V51H7ZM6 53H5V54H6ZM12 53H13V52H12ZM12 53H11V55L14 56V57H15V55H18L19 57H17L16 59H19V60H20V58H21L20 56H22V53H23V52H22V53L20 52L19 54H16V53H15V54H14V53L12 54ZM29 53H31V54H29ZM35 53H36V54H35ZM38 53H39V56H37ZM44 53H45V54H44ZM68 53H69V52H68ZM89 53H90V54H89ZM102 53H104V56H102V55H103ZM145 53H144V54H145ZM5 54H4V55H5ZM32 54H33V55H32ZM87 54H89V55H87ZM98 54H99V53H98ZM98 54H97V55H98ZM108 54H106L107 57H108ZM115 54L113 55V58H115L116 56H118V55L115 56ZM121 54H122V53H121ZM123 54H122V55H123ZM135 54H136V53H135ZM0 55H1V54H0ZM91 55H93L94 57H93V56L91 57ZM110 55L112 56V53H111ZM122 55H120V56H122ZM125 55H124L122 58H123V59L125 58L126 60L129 59V57L126 58L127 55H126V56H125ZM2 56H3V53H2V55L0 56V58H1ZM120 56H119V57H120ZM131 56H132V55H131ZM136 56H135V57H136ZM144 56H146V57H144ZM14 57H13V58H14ZM37 57H38V58H37ZM39 57H40V58H39ZM88 57H90V58H88ZM98 57H99V56H98ZM132 57H133V56H132ZM132 57H130V60H132V59H131ZM150 57H149V58H150ZM11 58H12V57H11ZM116 58H117V57H116ZM3 59H4V58H3ZM6 59H5L4 61H10V60H6ZM26 59H27V60H26ZM95 59H96V60H95ZM105 59H107V60H105ZM145 60L147 61L148 58L145 59ZM15 61H16V60H15ZM15 61H14L12 64H14V66H15V65L18 66V68H19V66L21 67L22 64L20 65V63H17L18 61H17V62H15ZM87 61H86V63H87ZM92 61H94V64L92 63ZM95 61H96V62H95ZM109 61H107L106 64H107ZM150 61H151V58H150ZM150 61H149V62H150ZM10 62H11V61H10ZM10 62H9V64H10ZM119 62H120V60H119ZM119 62H118V63H119ZM126 62H127V61H126ZM126 62L124 61L125 66H126ZM133 62H135V61H133ZM0 63H3L2 60L0 61ZM6 63H7V62H6ZM112 63L114 64V62H112ZM135 63H136V62H135ZM144 63H145V62H144ZM147 63H148V62H147ZM12 64H11L10 66H13ZM27 64H28V63H27ZM81 64H82V65H81ZM87 64H88V63H87ZM115 64H116V63H115ZM136 64H137V63H136ZM149 64H150V63H149ZM3 65H4V64H3ZM103 65H104V64H103ZM107 65H108V64H107ZM109 65H110V64H109ZM121 65H122V63H121ZM131 65H132V64H131ZM145 65H146V63L144 64V66H145ZM4 66L6 67L7 65L5 64ZM25 66H26V64H25ZM27 66H26V68H27ZM114 66H115V65H114ZM127 66H128V63H127ZM127 66H126L125 68H127ZM129 66H130V65H129ZM129 66H128V67H129ZM5 67H4V68H5ZM8 67H9V66H8ZM22 67H24V66H22ZM22 67H21V68H22ZM80 67H81V68H80ZM83 67H84V68H83ZM92 67H93V68H92ZM123 67H124V65H123ZM145 67H146V66H145ZM145 67H144V68H145ZM0 68H2V67H0ZM18 68H17V70L21 71L20 68H19V69H18ZM31 68H33V67H31ZM31 68L29 67V70H30ZM130 68H131V67H130ZM146 68H148V69L150 70L149 65H148ZM2 69H3V68H2ZM27 69H28V68H27ZM27 69H26V71H27ZM81 69H82V70H81ZM115 69H116V70H115ZM119 69H120V73H122V71H121V66H120ZM122 69H123V68H122ZM3 70H5V69H3ZM23 70L25 71V68H23ZM23 70H22V71H23ZM80 70H81V71H80ZM86 70H88V71H86ZM127 70H128V69H127ZM127 70H126V73H127ZM144 70H145V69H144ZM11 71H12V70H11ZM19 71H17V75H18V72H19ZM26 71L23 72V73H28V72H26ZM99 71H100V69H99ZM123 71H124V70H123ZM128 71H130V70H128ZM14 72H16V71H14ZM101 72H102V71H101ZM136 72H137V73H136ZM8 73H9V71H7L5 74H8ZM98 73H99V72H98ZM111 73H112V77L109 75V74H111ZM15 74H16V73H15ZM21 74H22V72H21ZM85 74H87V76L90 75V74H92V75L88 76V77H89V80H91V78H92V80L94 79V80L96 81V82H93V81L91 82V81H89L90 84H91V87H92L93 84H94V85L96 84V87H95V86L93 87V88H95V89H92V88H91V91H92V92H91V91H88V89L90 90V88H88V87H89V86L87 85V83H88V79H87V77H86ZM122 74H123V73H122ZM103 75L106 76V77H108V78L105 77L104 81H103ZM138 75H141V76H138ZM5 76H6V75H5ZM7 76H8V75H7ZM117 76H120L121 80H120V79L117 80ZM147 76H146V77H147ZM85 77H86L87 81H85ZM114 79L116 80V83L114 82ZM124 79H125V77H124ZM136 79H137V78H136ZM139 79H141V78H139ZM99 80H101L102 82H99ZM108 81H107V85H110V84H108ZM142 81H143V78H142ZM86 82H87V83H86ZM144 82H146L149 86H151V83H149V82H151V81H148V78H147V80H145ZM92 83H93V84H92ZM99 83H100V84H99ZM97 84H99L100 86L102 85V86L100 87V86L97 85ZM104 84L106 85V83H104ZM118 84L121 85V86L123 85V86L121 87V86H119ZM132 84H133V83H132ZM139 84L141 85V83H139ZM139 84L137 83V85H139ZM97 86H98V88H97ZM142 86H144V84H142ZM85 87H87V88H85ZM99 87H100L101 89H100ZM133 87H134V86H132V88H133ZM135 87H136V84H135ZM135 87H134V88H135ZM145 87H147V86H145ZM103 88L105 89V87H103ZM122 88H123V90H122ZM138 88H140V87H138ZM141 88H142V87H141ZM135 89H136V88H135ZM135 89H134V90H135ZM144 89H145V88H144ZM146 89H148V93H149V88H146ZM85 90L87 91L88 94H85V92H84ZM115 90H114V91L111 90V91H108V92H109V93H110V92H113V94H114ZM126 90H125V92H126ZM139 90H140V89H138L137 91H139ZM82 91H83V92H82ZM93 91H94V92H93ZM117 91H118V90H116V93L119 92V91H118V92H117ZM128 91H131V89H128ZM135 91H136V90H135ZM137 91H136V92H137ZM89 92H91V93H89ZM97 92H99V91H97ZM104 92H106V91H103V93H104ZM136 92H135V93H136ZM144 92H145V91H144ZM92 93H93V94H92ZM103 93L100 92V94H103ZM109 93H106V94L108 95ZM119 93H120V92H119ZM122 93L125 94L126 96H128V94H130V92H128V93H127V92L124 93V91H123ZM132 93H133V90H132ZM135 93H134V94H135ZM138 93H140V92H138ZM138 93H137V95H138ZM142 93H143V92H142ZM142 93H140V94H142ZM148 93H147V94H148ZM90 94H91V95H90ZM106 94H103V96H106ZM113 94H112V95H113ZM134 94H132V95H133V98L135 97V99H136V96H134ZM143 94H144V93H143ZM87 95H89V96H87ZM94 95H95V96H94ZM115 95H116V94H115ZM120 95H121V94H120ZM125 95H123V96H125ZM145 95H146V92H145ZM149 95H150V94H148V96H149ZM117 96H119V95H117ZM146 96H147V95H146ZM146 96H145V97L143 96V97H144L143 100L146 98ZM92 97H93L94 99H93ZM101 97H102V96H101ZM112 97H113V96H112ZM114 97H116V96H114ZM137 97H139V95H138ZM141 97H142V95H141ZM141 97L138 98V99H141ZM149 97H150V96H149ZM97 98H98V99H97ZM106 98H109V99H110V96H109V97H106ZM106 98H104V100H105ZM126 98H127V97H126ZM133 98H130V100L133 99ZM92 99H93V100H92ZM113 99H114V98H113ZM116 99H117V98H116ZM121 99H122V97H121ZM124 99H125V98H124ZM138 99H136V100H134V101L132 100V101H133L134 103H137V100H138ZM147 99H148V97L145 99V102H146ZM96 100H97V101H96ZM102 100H103V97H102ZM106 100H108V99H106ZM106 100H105V102H106ZM114 100H115V99H114ZM118 100H120V99L118 98ZM125 100H126V99H125ZM130 100H129V101H130ZM150 100H151V99H150ZM108 101H109V103H110V100H108ZM94 102H95V103H94ZM102 102L105 103L104 101H102ZM102 102H101V103H102ZM113 102H116V100H115V101H112V99H111V103H113ZM118 102H119V101H118ZM126 102H128V101L126 100ZM126 102H125V103H126ZM130 102H131V101H130ZM138 102H139V101H138ZM140 102L142 103V101H140ZM107 103H108V102H107ZM107 103H105V104H107ZM111 103L109 104V105L111 106L110 108H112V110L114 111V108H113V107H114L115 105L113 104V105H114V106H113ZM122 103L125 105L124 102H122ZM122 103H119V104L117 103V104H118V105H122ZM141 103H140V104H141ZM147 103H148V100H147ZM147 103H146V104L144 103V105L146 106ZM95 104H96V105H95ZM98 104H99V105H98ZM117 104H116V105H117ZM127 104H129V103H127ZM131 104H132V103H130V105H131ZM140 104H139V105H140ZM142 104H143V103H142ZM85 105H86V106H85ZM97 105L100 106L101 108H99ZM132 105H134V106H133V109H131L132 111H134V109H135V111H138V110H139V108L137 107V105H135V104H132ZM132 105H131V106H132ZM144 105H143V107H144ZM149 105H150V104H149ZM149 105H148V106H149ZM83 106H85V107L87 108L88 113H87V111H83V110H82V109H83ZM91 106H92V105H91ZM105 106H106V105H105ZM127 106H128V105H127ZM127 106H126V107H127ZM131 106H130V107H131ZM148 106H147V107H148ZM107 107H109V106L107 105ZM123 107H124V106H123ZM136 107H137L138 110L136 109ZM147 107H145V109H146ZM81 108H82V109H81ZM86 108H84V109H86ZM88 108H89V109H88ZM92 108H93V107H92ZM131 108H132V107H131ZM149 108H150V107H149ZM149 108H148V109H149ZM80 109H81L82 111H81ZM106 109H107V108H106ZM116 109H117V108H116ZM116 109H115V110H116ZM124 109H125V108H124ZM124 109H123V110H124ZM91 110H93V109H91ZM94 110H93V111H94ZM96 110H95V111H96ZM102 110H103V108H102ZM104 110H105V108H104ZM108 110L110 111V109H108ZM121 110H122V109H121ZM121 110H120L119 112H122ZM93 111H92V112H93ZM95 111H94V112H95ZM113 111H111V112H113ZM125 111H127V113L125 112L126 114L130 113V112H128V109L125 110ZM129 111H130V109H129ZM140 111H141V109H140ZM143 111H144V108H143L142 112H143ZM146 111H148V113H149L150 110H146ZM83 112H84V113H83ZM94 112H93V113H94ZM101 112H102V111H101ZM103 112H104V114H103V113H102V114H103V116H104V115H105V111H103ZM106 112H107V111H106ZM52 113H53V112H52ZM125 113H124V114H125ZM131 113H132V112H131ZM139 113H140V112H139ZM54 114H58V113H54ZM109 114H110V113H109ZM113 114H115V113H113ZM135 114L138 115L137 112H136ZM144 114H146V113H144ZM19 115H20V114H19ZM49 115H53V114H49ZM92 115H93V114H92ZM107 115H108V114H107ZM110 115H111V117H113L112 113H111ZM119 115H120V113H119ZM119 115H118V113H117V117H118ZM140 115H141L142 118L144 117L143 113H142V114L140 113ZM76 116H73V117H76ZM86 116H87V115H86ZM86 116H84V117H86ZM95 116H96V115H95ZM97 116H98V114H97ZM101 116H102V115H100V117H101ZM108 116H109V115H108ZM132 116H133V115H132ZM134 116H135V115H134ZM53 117L56 118L57 116L55 117V115H54ZM59 117H60V116H59ZM73 117H70V118H73ZM84 117H83V118H84ZM89 117H90L91 119H90ZM92 117H94V116H92ZM92 117L88 115V118H89V121L87 120L88 122H84V120H86V118H84V120H82L81 118H78V117H77L78 119L75 118V119L78 120V121H79V119H80L79 122L82 123V125H80V127H81V129H83V130H82L83 132L80 130V128H76V127H79L78 125H79L80 123L78 124L77 122H75V121H74V118H73V120H72V119H71V120L73 121V123H74V122L77 123V126H73V123H71V126H73V127L70 128L69 130L67 129V131H66V129H65V128H67V126H65V125H66V124L68 125L69 123L64 124V123H63L64 121H63V122H60V120L57 121V119H55V121H57V123L54 122V123H56V124H54V126L57 125L56 128L59 127V128H57V129H59V131H61L60 133H62V131H65V132L67 133L66 135H68V136H66L65 133H62L63 136H62V134H61V137H55V138H54V137H53L54 135H52V136L49 135V136H47V137L45 138V135H41L42 133L39 135V134H30L31 132H27V133L25 134L26 136H24V137H25V139H24L25 142H24V143H26L27 145H25V144L23 143L24 140L19 139V137H21V135H19L18 140H19V141H20V140L22 141V143H21V141H20L19 143L22 144V145L24 144V146H25L26 149H28V148L30 149V148H31L32 150H34L33 147H35L36 152H39L40 155H41V153H42L43 155H41V158H40V156H38V154H37L36 152L31 151V152H32V153H31V152H29V150H28V151H27V150H24V151H27L28 154L31 155L30 157H31V158L33 157V158L35 159V161H39V159H40V160H42V159L45 160V158H46V159H47L46 161H49L50 163H49V162L46 163V161H45L44 165H46V169H45V167H44V170H43V171L46 172V173H47V171L51 172V171H52V168H49V166H50L51 164H53L54 162H56L57 160H59L58 157L56 156L57 153H58L59 155L61 154V160H62V158H63L62 155L65 157V160H64V161H66V157H73V156H69L70 154H65V153L63 154V152H62L64 149L66 150V148H63V146H61V145L63 144L64 147H65V144H64V143L67 144V142L64 141V140H65L64 137L67 138V141H72V140L75 138V135H76V134L78 135V133H80L79 131H81V133H84V132L86 133L89 129H90L89 131H91V128H92V130L94 129V130H93V133H94V131H98V132H100V133H103V134H102L103 137H106V136H109V135H110V134L107 135V133H109L110 131H108V132L106 131V130H110V128L107 129L108 127H106V126L103 125V124L106 123V122H108L107 120L111 121V120H110L111 117L109 116L110 119L106 118V115H105V118H106V119L102 117L101 119H102L103 121H105V122L102 121L103 124L101 123V120H99V121L97 120L99 123L96 122V121H94V119H93V121H92ZM100 117H97V118H100ZM117 117H116V118H117ZM120 117H121V116H120ZM120 117H119V118H120ZM125 117H126V116H125ZM127 117H128V116H127ZM129 117H131V116H129ZM129 117H128V118H129ZM138 117H140V116L138 115ZM145 117H147V115H145ZM145 117H144V118H145ZM19 118H20V117H18L17 119H19ZM60 118H61V117H60ZM122 118H123V117H122ZM135 118H136V116H135ZM135 118H134V119H135ZM14 119H15V118H14ZM17 119H16L15 123L17 122ZM20 119H21V118H20ZM20 119H19V120H20ZM50 119H51V118H50ZM58 119H59V118H58ZM61 119L66 121V119L68 120L69 118H66V119L61 118ZM113 119H114V118H113ZM124 119H125V118H124ZM124 119H123V120H124ZM126 119H127V118H126ZM136 119H137V118H136ZM136 119H135V122H136ZM12 120H13V119H12ZM12 120H11V121H12ZM47 120H49V119H47ZM62 120H61V121H62ZM81 120H82V121H81ZM129 120H130V119H129ZM137 120H138V119H137ZM144 120H146V123H147V120H150V118H149V119H144ZM13 121H14V120H13ZM53 121H54V120H52V122H53ZM119 121H121V119H120ZM130 121L132 122V120H130ZM138 121H139V120H138ZM141 121H142V120H141ZM47 122H48V121H47ZM50 122H51V121H50ZM66 122H68V121H66ZM117 122H118V120H117ZM125 122H127V121H125ZM131 122H130V123H131ZM135 122L133 121L132 124L134 125ZM142 122H144V121H142ZM60 123H62V124H60ZM75 123H74V124H75ZM83 123H84V124H83ZM94 123H96V124H95V127H96V128L93 126ZM97 123H98V124H97ZM108 123H109V122H108ZM108 123H106V125H107ZM111 123H113V125H115L114 122H111ZM120 123H122V122H120ZM137 123H138V122H137ZM47 124H48V127H51V126L53 125V124H52V125L50 126L49 124H51V123H47ZM58 124H59V126H58ZM63 124H64V125H63ZM85 124H87V125H85ZM99 124H100V125H103L104 127H106V130L104 129V130L107 132L106 134H105V131L103 132V130H102V129H103V126H102V129H101V126H100ZM128 124H129V122H127V124H126V127H127V128L125 127L126 129H128ZM142 124H143V126H145L144 123H142ZM142 124H140V126H141ZM75 125H76V124H75ZM83 125H84V126H83ZM88 125H91V126L88 127ZM130 125H131V124H129V127H130ZM135 125H136V124H135ZM147 125H149V124H147ZM69 126H70V124L68 125V128H69ZM82 126H83V128H82ZM108 126H109V124H108ZM115 126L118 128L117 123H116ZM115 126H114V128H115ZM136 126H137V127H140L139 125H136ZM136 126H135V127H136ZM46 127H47V126H46ZM61 127H63V129H62ZM97 127H99V130H97V129H98ZM146 127H147V126H146ZM146 127H145V128H146ZM84 128H86V129L84 130ZM111 128H112V127H111ZM114 128H113V129H114ZM117 128H116V130H117ZM119 128H120V127H119ZM119 128H118V129H119ZM131 128H134V127H131ZM131 128H129V129L132 130ZM140 128H141V129H139V130H142V127H140ZM61 129H62V130H61ZM64 129H65V130H64ZM73 129H76V133L74 132ZM134 129H135V128H134ZM146 129H147L146 131H148V127H147ZM149 129H150V127H149ZM122 130L124 131V128H122ZM139 130H137V132H138ZM144 130H145V129H144ZM57 131H58V130H57ZM101 131H102V132H101ZM113 131H115V129H114ZM126 131H127V130H125V132H126ZM146 131H141L142 134L145 133V134L148 135L147 138H146V136H143V137L146 138V139H145L146 141H144V139H143L142 137H140V138L143 139L144 143L148 141V139H149L148 137L150 136V133H151L150 131H151V129H150L148 132H146ZM91 132H92V131H91ZM91 132H89V135L87 134L88 132L86 133V134H87V136H86L87 138H88V136H90ZM128 132H129V131H128ZM128 132H127V133H128ZM132 132H133V130L130 131L129 133L131 134ZM57 133H58V132H57ZM96 133H97V132H96ZM111 133H112V132H111ZM121 133H122V132H121V130H120V132H119L118 134H121ZM129 133H128V134H129ZM134 133H136V132L134 131ZM134 133H132L131 135H133ZM138 133H139V132H138ZM55 134H56V133H55ZM122 134L125 135L124 133H122ZM122 134H121V136H123ZM139 134H140V133H139ZM30 135H31V136H30ZM33 135H34V136H33ZM58 135H59V134H58ZM77 135H76V136H77ZM82 135H84V134H82ZM91 135H92L91 137L94 138L95 134H91ZM93 135H94V136H93ZM97 135H98V134H97ZM113 135H114V134H113ZM113 135H112V136H113ZM116 135H117V134H116ZM131 135H130V137H131ZM41 136H42V137H41ZM56 136H57V135H56ZM59 136H60V135H59ZM80 136H81V135H80ZM80 136H79V137H80ZM84 136H85V135H84ZM112 136H111V138H112ZM117 136H118V135H117ZM139 136H140V135H139ZM139 136H138V135H135V137H137V138H138ZM8 137H11V138L9 139ZM13 137H14V136H11V135H8V134L6 135V138L9 139L8 142H9V141H10V142L13 141L14 143H16L17 141L15 142V137H16V140H17V136H15L14 138H13ZM24 137H21V138L23 139ZM51 137H53V138H51ZM62 137H63V138H62ZM103 137H101V138H103ZM109 137H110V136H109ZM113 137H114V136H113ZM119 137H120V136H119ZM119 137H118V138H119ZM130 137H128V135H127V138L130 139ZM135 137L132 136V138H135ZM71 138H72V140H70ZM76 138H77V137H76ZM76 138H75V139H76ZM7 139H5V140L7 141ZM11 139H12V140H11ZM13 139H14V140H13ZM26 139H27V141H29V142H27ZM39 139H40V140H39ZM43 139H44L45 141H43ZM48 139H49L50 141H55V140H57V141L59 140V141H60V140L62 139V140H61L62 142H61V141H60V142L58 141V142H55V143H54L55 146H52V145H54V144H51V145L48 146V142H49ZM97 139L100 140L99 137H98ZM105 139H106V140L102 139L103 143H107L109 146H110V145H112V146H114V147H115L116 145H117V147L120 146V144H116L117 142H116V143H114V142H110V140H109L110 138H109V139L105 138ZM112 139H113V138H112ZM138 139H139V138H138ZM138 139L135 138V139H133V141H139V142H141V139H140V140H138ZM92 140H93V139H92ZM114 140H115V139H114ZM120 140H122V139L120 138ZM130 140H132V139H130ZM30 141L33 142L34 144L31 143ZM74 141H75V140H74ZM74 141H73V142H74ZM85 141H86V139H85ZM85 141H84V142H85ZM87 141H88V140H87ZM90 141H91V140H90ZM94 141H95V139H94ZM112 141H113V140H112ZM115 141H119V140L116 139ZM125 141H126V139H125ZM127 141H128V140H127ZM42 142H43V143L45 142V143L47 144V145H46V144L44 143V144L46 145V147L43 146V143H42ZM63 142H64V143H63ZM75 142L77 143V141H75ZM75 142H74V145H75ZM79 142L82 143V141H79ZM97 142H98V141H97ZM99 142H101V141H99ZM129 142H131V141H129ZM37 143H38V144H37ZM49 143H52V142H49ZM56 143H57V144H56ZM59 143H61V144L58 145ZM68 143H72V142H68ZM80 143H79V145H80ZM88 143L90 144V143H92V141H91V142H88ZM88 143H86V144H88ZM93 143H94V142H93ZM101 143H102V142H101ZM101 143H99V144H101ZM123 143H124V142L121 141L122 146H123ZM133 143H134V142H132L131 144H128V143H127V144H128V146H129V145L132 146ZM141 143H142V142H141ZM41 144H42V146H41ZM83 144H84V143H83ZM86 144H85V145H86ZM97 144H98V143H97ZM127 144H125V146H126ZM135 144H136V143H135ZM14 145H17V146H16V147H13ZM18 145H19V144H18V142H17L16 144H13L12 147L15 148V149H17V148H18ZM69 145H70V144H69ZM71 145H72V144H71ZM71 145H70L69 147H68V145H67L68 150L71 151V150H72L71 148H73L72 151H74L75 148H74L73 146L71 147ZM77 145H78V143H77ZM77 145H76V146H77ZM91 145H92V144H91ZM93 145L96 146V143H94ZM102 145H104V144H102ZM136 145H137V144H136ZM136 145H135L136 148L139 146L138 149H136V150H135V149L133 148V146H132V148L134 149L135 152L138 151L139 148H140V146H141L140 144L137 145V146H136ZM26 146H27V147H26ZM28 146H29V147H28ZM47 146H48V147H47ZM50 146H51V147H50ZM80 146L82 147V144H81ZM80 146H79V147H80ZM86 146H87V145H86ZM122 146H121V147H122ZM125 146H124V147H125ZM142 146H145V144L143 145V143H142ZM20 147H21V145H20ZM53 147L56 148V149H54ZM60 147H61V148H60ZM70 147H71V148H70ZM87 147H88V146H87ZM89 147H91V146H89ZM97 147H100V145L97 146ZM105 147H107V146H105ZM117 147H115V148H117ZM121 147H120V148H121ZM124 147H123V148H124ZM21 148L23 149V146H22ZM25 148H24V149H25ZM49 148H51V149H49ZM52 148H53V149H52ZM103 148H104V147H103ZM123 148H122V149H123ZM15 149L12 150V151H10L11 148L9 149V151H10V155H11V154L13 155L14 153H16V152H14ZM62 149H63V150H62ZM86 149H87V148H86ZM88 149H91V148H88ZM95 149L98 150L97 148H95ZM95 149H94V150H95ZM108 149H109V147H108ZM111 149H112V148H111ZM125 149H127V148H125ZM53 150H54V152H53ZM65 150H64V151H65ZM84 150H85V149H84ZM84 150H82V151L84 152ZM100 150H101V152H102V149H100ZM103 150H104V149H103ZM112 150H114V148H113ZM116 150H117V149H116ZM128 150H129V149H128ZM18 151H21V150H18ZM24 151H21V153L24 152ZM34 151H35V150H34ZM48 151H49L50 153H48ZM59 151H60V152H59ZM78 151H80V149L77 150V152H78ZM87 151H88V150H87ZM90 151H91V150H90ZM90 151H88L87 153L90 154ZM117 151H118V150H117ZM119 151H122V150H119ZM124 151H125V150H124ZM131 151H132V150H131ZM11 152H12V153H11ZM51 152H53V153H52L53 155L51 154ZM95 152H96V151H95ZM95 152H94V153H95ZM105 152H106V151H105ZM109 152H110V150H109ZM109 152H107V153H109ZM113 152H115V151H113ZM122 152H123V151H122ZM34 153H35V154H34ZM47 153L49 154V157H50V158L47 157V156H48ZM66 153H67V152H66ZM68 153H69V151H68ZM85 153H86V151H85ZM92 153H93V151L91 152V155H92ZM94 153H93L92 157H95V156H94ZM97 153H99V151L96 152V156H97ZM107 153H105V154H107ZM116 153H117V152H116ZM119 153H121V152H118V155L120 156ZM126 153H128L127 150H126ZM133 153H134V152L132 151V153H131L132 156H133ZM136 153H138V152H136ZM72 154H73V153H72ZM72 154H71V155H72ZM78 154H79V153H78ZM81 154H82V153H81ZM81 154L78 155V156H79V158H80L79 160L82 162V161H83V158H82V160H81ZM83 154H84V153H83ZM112 154H115V153H112ZM129 154H130V153H129ZM148 154H149V153H148ZM148 154H147V155L144 154V157H145V155L150 157V154H149V155H148ZM19 155H21V156L24 157V158H26V157L28 156L26 153H23V155H22V154H19V153H18V154L16 153V154H15L16 159L13 158L14 156L11 157L10 159H12V162L14 163V165L11 164V165H13V166H11V169L13 170V172H12V170L9 168V169L7 170V172H10V173H9V174H8V173H5L4 178L7 176V177H8L7 180H9V178H11L10 181L13 182V179H15L14 177H15L16 175H18V176H17L18 178H19V175H20V176H23V175H24L25 178H26L27 176L34 175V174L30 173V170H31V169H30V168H31L30 166H33L32 169L34 168V169L37 171V173H38L37 176H38V175L41 176L42 179H43V177H45V179H46V178L49 176V173L46 174V175H48V176H44V175H45L44 172L41 171V170L43 169V167H41V165H40V166L36 165L34 161L31 162L33 165L30 164L29 161H31V160L29 159V157H27L29 161H28V160H27V161L24 160V161L21 163V162H20V159H21V158H18ZM76 155H77V154H76ZM91 155H90V156H91ZM100 155H101V154H100ZM107 155L109 156L110 154H107ZM37 156H38V157H37ZM74 156H75V154H74ZM82 156H83V155H82ZM86 156H87V155H86ZM104 156H105V155H104ZM104 156H103V158H104ZM108 156H107V157H108ZM113 156H114V155H113ZM116 156H117V154H116ZM122 156H125V157L129 156L128 159H131V158L133 159V157H131V155L122 154ZM135 156L137 157V155H135ZM52 157H53V158L55 157L56 160L53 161L55 158L53 159ZM59 157H60V156H59ZM76 157H77V156H76ZM84 157H85V155H84ZM87 157H88V156H87ZM87 157H85V160L87 159ZM100 157H101V156H100ZM100 157H99V158H96V157H95V161H96V160H98V161L101 160ZM130 157H131V158H130ZM24 158H23V159H24ZM38 158H39V159H38ZM51 158H52V159H51ZM110 158L112 159L113 157L110 156ZM122 158H124V157H121L120 159H122ZM134 158H135V157H134ZM13 159H14V161H13ZM23 159H21V160H23ZM88 159H89V158H88ZM88 159H87V161H88ZM111 159H109L110 162H111ZM120 159L118 158V160H120ZM143 159H144V158H143ZM148 159H149V158H148ZM148 159L146 158V160H148ZM44 160H43V161H40L39 163H41V162L43 163ZM61 160H59V163H60ZM70 160H71V159H70ZM70 160H69V161H70ZM73 160H74V159H73ZM73 160H72V161H73ZM103 160H104V159H103ZM105 160H106V159H105ZM125 160H126V159H125ZM133 160H134V159H133ZM133 160H131V161H133ZM146 160L144 159V161H146ZM15 161H16V162H15ZM18 161H19V162L21 163V165H22V166H18L19 168L17 167V165L19 164ZM67 161H68V160H67ZM67 161H66V163L69 162V161H68V162H67ZM75 161H78V158H75ZM80 161H79V163L76 162L77 165L80 164ZM89 161L91 162V158L89 159ZM89 161L87 162L88 164L90 163ZM92 161H93V158H92ZM112 161H114V160H112ZM121 161H122V160H121ZM121 161H120V162H121ZM123 161H124V159H123ZM135 161L137 162L136 159H135ZM135 161H134V162H135ZM51 162H52V163H51ZM61 162H63V161H61ZM93 162H94V161H93ZM93 162H92V163H93ZM118 162H119V161H118ZM129 162H130V160H129ZM146 162H147V161H146ZM149 162H150V160H149ZM36 163H38V162H36ZM39 163H38V164H39ZM56 163H58V162H56ZM73 163H74V162H73ZM101 163H102V160H101L100 164H101ZM106 163H107V160H106V162L103 161L102 164L106 165ZM113 163H115V161H114ZM122 163H123V162H122ZM122 163H120L119 165L121 166ZM15 164H16V165H15ZM23 164H24V166H25L26 168L23 166ZM61 164H63V163H61ZM64 164H65V162H64ZM68 164H69V163H68ZM68 164H67V165H68ZM97 164H99V163H97ZM116 164H117V163H115L114 166H116ZM127 164H129L128 161H127ZM131 164H132V162H131ZM131 164H130V165H131ZM19 165H20V164H19ZM44 165H43V166H44ZM58 165H60V164H58ZM67 165H66V166H67ZM72 165H73V164H72ZM85 165H86V164H85ZM90 165H91V164H90ZM92 165L95 166L96 164H92ZM92 165H91V166H92ZM104 165H103V166H104ZM107 165H108V164H107ZM107 165H106V166H107ZM119 165H117V166H118V170H120V169H119V168H120ZM15 166H16V168H15ZM36 166H38L39 168L41 167V168H40V171H41V172L39 171V168H38V167H37L38 169L36 168ZM47 166H48V167H47ZM51 166L54 167L53 165H51ZM56 166H57V165H56ZM74 166H75V165H74ZM80 166H82V164H81ZM91 166H90V167H91ZM99 166H101V165H99ZM111 166H112V164H110V167H111ZM128 166H129V165H128ZM12 167H13V168H12ZM21 167H23V168H21ZM29 167H30V168H29ZM59 167H60V166H59ZM68 167H70V166H68ZM82 167H84V165H83ZM88 167H89V165H88ZM95 167H97V165H96ZM121 167H127L125 161H124V164H123ZM24 168H25V169H24ZM28 168H29V172L27 173V172H25V171H28ZM66 168H67V167H66ZM66 168H65V169H66ZM73 168H75V167H73ZM80 168H81V167H80ZM84 168H85V167H84ZM84 168H83V170H84ZM101 168H102V167H101ZM105 168H106V167H105ZM112 168H115V167H112ZM15 169H16V170H15ZM20 169H21V170H20ZM22 169H23V170H22ZM54 169H55V168H54ZM57 169H58V168H57ZM59 169H60V168H59ZM62 169H63V167L61 166V169H60L59 171L62 172ZM68 169H69V168H68ZM68 169H67V170H68ZM93 169L97 170V168H93ZM98 169H100V168H98ZM108 169H109V167H108ZM110 169H111V168H110ZM116 169H117V167H116L113 171H116ZM126 169H128V167H127ZM126 169H125V171H126ZM46 170H47V171H46ZM50 170H51V171H50ZM73 170H74V169H73ZM75 170H76V168H75ZM77 170H79V169L77 168ZM87 170H88V169H86V171H85L86 173H88V171H90V169H89L88 171H87ZM91 170H92V168H91ZM101 170H102V169H101ZM101 170H100V172H101ZM71 171H72V170H71ZM102 171H103V170H102ZM108 171H109V170H107V172H108ZM122 171H123V170H122ZM122 171H120V172H122ZM11 172H12V173H11ZM19 172H20V173H19ZM32 172H33V171H32ZM52 172H53V171H52ZM55 172H56V171H55ZM55 172H54V173H55ZM61 172L59 173V175L61 174ZM65 172H67V171L65 170ZM103 172L106 173V171H103ZM15 173H16V174H15ZM25 173H26V174H25ZM29 173H30V174H29ZM33 173H34V172H33ZM35 173H36V172H35ZM42 173H43V174H42ZM54 173H53V174H50V176H52V175L55 176L56 173H55V174H54ZM62 173H63V172H62ZM89 173H90V172H89ZM91 173H92V171H91ZM91 173L89 174V176L92 177L93 180H92V178L90 179V177H89V179H86V182H83V181L81 182V181L79 180V181H80V183H79V182H77V181H78V180H77L76 183H79V184H77V186H75V187H74V184H72V185H73L72 187H71V186L68 187V186L65 185V182H66L68 179H69L68 181H71L70 179H72V177H70V176H72V174L70 175V174L68 173V177H69V178H68L67 180L64 181V185L61 184V185H59V186H58V184L61 183V181H62V177H61V176H58V177H57V175H56L57 179H61L60 182H58V183L55 182L57 185L54 184V185H56V186H58V187H55V186H54V188H50V189H53V190H49V191H46V189H45V192H43V193H41V194H44V193H47V192H51V191H55L57 194H62L63 190L73 188V189H75L74 194L77 195V196L74 197V198H70V199H60V200L57 202L58 207H57L55 210H53V211L49 210L48 212H45L42 216L47 215V214L53 216V215H55V214L57 215L58 213H59V217L62 216V215H65L64 213H67V214H69V213H72V214H73V213H74V215L77 216V214L75 213V211H76V210H75V209H76V206H75L73 203L76 202V203H77V206H80V207H77V208H79V210H80V208L82 209L84 206H82V203H81V202H82V200L84 201V197H88L89 195H90V196H91V195H99L100 193H101V195H103L102 193H103L104 189L106 188V186H104V185H107V184H108V183L106 182L107 179H109L110 177H111V179H114L115 176H116V179H117V177L121 178V176H119V175H120L119 172H118L119 175H117V173H116V175L113 174V175H115V176H112V175L108 174V175H110L109 178L107 177L108 175H106V174H104V173H101V174L99 173V175H101V177H103V176L106 175L107 178H106V177L101 178L100 176L97 175V176H98V177H97L98 179L94 178V175H91ZM113 173H114V172H113ZM122 173H124V172H122ZM122 173H121V174H122ZM10 174H11V175H10ZM66 174H67V173H66ZM77 174H78V172L76 173V176H77ZM95 174H96V173H95ZM97 174H98V173H97ZM103 174H104V175H103ZM111 174H112V172H111ZM13 175H14V176H13ZM35 175H36V174H35ZM42 175H43V176H42ZM79 175H80V173H79ZM83 175H84V174H82V176H80V177L83 178ZM86 175H87V174H86ZM9 176H10V177H9ZM50 176H49V177H50ZM62 176H63V175H62ZM76 176H75L73 182H75V180H76ZM33 177H34V176H33ZM56 177H54L53 179H56ZM59 177H61V178H59ZM63 177H65V176H63ZM73 177H74V176H73ZM87 177H88V176H87ZM95 177H96V175H95ZM12 178H13V179H12ZM18 178H17V179H18ZM21 178H22V177H21ZM21 178H19V180H16V181H18V183H19L20 180L24 179V178H22V179H21ZM34 178H35V177H34ZM34 178H33V179H34ZM77 178H79V177H77ZM84 178H86V177H84ZM104 178H106V180H105ZM119 178H118V180H119ZM48 179H49V178H48ZM57 179H56V180H57ZM99 179H102V180L99 181ZM5 180H6V179H5ZM25 180H26V179H25ZM25 180H22L21 182H23V181H25ZM51 180H52V179L50 178V181H51ZM63 180H64V179H63ZM72 180H73V179H72ZM81 180H83V179H81ZM84 180H85V179H84ZM87 180H89V181H87ZM104 180H105V182H104ZM109 180H110V179H109ZM10 181H9V182H10ZM16 181H15V183H16ZM27 181H31V179H30V180H26V182H27ZM43 181L46 182L47 185H48V183H49V185L52 186L51 182H47V181H49V180H47V181L43 180ZM52 181H55V180H52ZM102 181H103L104 185H102ZM6 182H7V181H6ZM21 182H20V183H21ZM35 182H36V179H35ZM38 182H39V181H38ZM71 182H72V181H71ZM108 182H109V181H108ZM7 183H8V182H7ZM7 183H6V184H3V183H2V186H3V185H4V186L6 185V186L8 187L10 184H7ZM20 183H19V184H20ZM24 183H25V182H23L21 185H24ZM28 183H29V182H28ZM31 183H34V182H31ZM31 183H30V184H31ZM36 183H37V182H36ZM62 183H63V182H62ZM66 183H70V182H66ZM105 183H107V184H105ZM109 183H110V182H109ZM112 183H113V181H112ZM0 184H1V183H0ZM19 184H18V186H19ZM30 184L28 185L29 189H30V187H33V186H31ZM26 185H27V184H26ZM26 185H24L25 188H27ZM67 185H69V184H67ZM108 185H109V184H108ZM108 185H107V186H108ZM113 185H114V183H113ZM15 186H16V185H15ZM15 186H13V183H12V186H9V187L7 188V190L10 189L11 187H15ZM64 186H66V187H64ZM103 186H104L105 188H103ZM109 186H111V185H109ZM34 187H35V186H34ZM16 188H17V187H16ZM20 188H21V187L17 188L18 190L16 189L15 192L13 191L14 193H12V195H13V196H17V195H19V194H18V191H19ZM23 189H24V188H23ZM47 189H48V188H47ZM60 189H61V191H60ZM107 189H108V188H107ZM11 191H12V190H11ZM26 191H29V190H28V189L25 190V193L27 194L28 192H26ZM106 191H107V190L105 189V194H106V193L108 194V192H106ZM22 192H23V191H22ZM83 192H84V194L82 195ZM10 193H11V192H10ZM19 193H20V191H19ZM6 194H7V193H6ZM8 194H9V193H8ZM8 194H7V195H8ZM16 194H17V195H16ZM20 194H21V193H20ZM107 194H106V195H107ZM4 195H5V194H4ZM12 195H11V196H12ZM22 195H23V194H22ZM22 195H21V196H22ZM24 195H25V194H24ZM24 195L22 196V198L16 197V199H17L18 201H16V200L14 201L15 198L13 199V198H10V197H9V198L12 200V201H11V205H10V203L7 201L8 197H7V199L4 197V198H3L4 200L0 198V201H1V202H0V205L3 204L5 201H7V202H5L3 205L6 206V205L8 204L7 206H10L9 208H11V209L8 208L9 211H8L7 208H6V211L9 213L10 210L12 211V207H13L12 205H13V204H14V208H15V209H17L16 206H19V205L22 206V205H23V203L25 202V197H24ZM81 195H82V196H81ZM101 195H100V196H101ZM1 196H2V195H1ZM5 196H6V195H5ZM21 196H20V197H21ZM83 196H84V197H83ZM103 196H104V195H103ZM103 196H101V197H103ZM81 197H82V198H81ZM101 197H100V198H101ZM78 198H80L79 202L81 203V205H78V204H80L79 202H77V199H78ZM100 198L98 197L99 200H102V199H103V198H101V199H100ZM10 199H8V200L10 201ZM2 201H3V203H2ZM13 202H16V204L13 203ZM71 203H72V204H71ZM76 203H75V204H76ZM5 206L2 207V205H1V207H0V208L2 209V210L0 209V216H1V217H0V221L3 220V224L6 222L5 215L8 214V213H5V212H4V210H5ZM71 206H72V207H71ZM81 206H82V207H81ZM19 207H20V206H19ZM19 207H18V208H19ZM74 207H75V208H74ZM3 208H4V210H3ZM71 208H72V209L74 208V209L72 210ZM77 210H78V209H77ZM13 211H14V209H13ZM1 212H2V213H1ZM79 212H80V211H79ZM3 213H5V215H3ZM80 213L82 214V211H81ZM60 214H62V215H60ZM2 215H3V216H2ZM74 215H72V216H74ZM68 216H69V215H68ZM75 216H74V217H75ZM2 217H3L4 219H3ZM40 217H41V216H40ZM54 217H56V216H53V219H57V220L59 219L58 217H56V218H54ZM70 217H71V215H70ZM70 217H67V215H66L65 218H66V220H67L68 218H69V220H70ZM77 217H78V221H79V222L76 221L77 219L74 220V218L72 219L74 222H73L72 220H71V221H72L73 223H76V224H77V223H81V224H82V221H83V218H82V217H83V216H81V217H80V216H77ZM77 217H75V218H77ZM1 218H2V219H1ZM36 218H38V217H36ZM62 218H63V217H62ZM65 218H64V220H65ZM33 219H34V218H33ZM60 219H61V217H60ZM84 219H85V218H84ZM4 220H5V221H4ZM64 220H63V222H64ZM66 220H65V221H66ZM85 220H86V219H85ZM71 221H70V222H71ZM75 221H76V222H75ZM67 222H69V221L67 220ZM70 222H69V223H70ZM72 222H71V223H72ZM86 222H87V221H86ZM66 224H67V223H66ZM81 224H79V225H81ZM84 224H85V223H84ZM0 225H1V223H0ZM52 225H53V224H52ZM61 225H62V224H61ZM64 225H65V222H64ZM64 225H63V227H64ZM68 225H69V224H68ZM68 225H67V226H68ZM73 225H74V224H73ZM59 226H60V225H59ZM82 226H83V224H82ZM0 227H2V226H0ZM31 227H32V224H31V219H30V220H29V227H28V229L26 230V232L20 234L21 236L23 235L22 238H23L24 240H25V239L27 240V238H28V239H31V240H28V244L30 243V241H32V242L36 243V245H38V246L33 247V248H35V252L33 253L32 258H31L30 260H28V261H33V260H36V259H40V258H42V257L45 255L46 250H47V249H46L47 247H46V244H45V243H46L47 240H48V239H47V237H48V233H49V231H50V233H49V235H50V236H49V239H51V238H52V237H51V233H53L52 230H54L53 227H52V230H51V227H50V230H49L48 232H46L45 234H43V235H46V234H47V236H45V237H43V235H42L43 232L40 233L42 238H46V242H44L45 240H44V239H41V237H39V235H40L39 233H36V232H32V231H30V230H31ZM68 227H69V226H68ZM70 228H72L71 225H70ZM64 229H66V226L64 227ZM67 229H68V228H67ZM0 230L2 231V229H0ZM68 230H69V229H68ZM1 231H0V242L3 244V246H1V243H0V247H1L2 249H3L4 246H7V245H9V247H10V243H9L8 241H6V239H8L9 237L6 236L5 232L2 231V233H1ZM54 232H55V230H54ZM56 232H57V233L52 234V236H53L54 239H57L56 237H57L58 234H59V233H58L59 231H56ZM60 232H61V231H60ZM68 232H69V231H68ZM28 233H29V234L31 233V234H32V237H31V234L29 235ZM35 233H36V234H35ZM37 234H39V235L37 236ZM55 234H56V237H55ZM60 234H61V233H60ZM20 235H18L17 237H19ZM26 235H27L28 237H26ZM34 235H35V237H34ZM36 236H37V237H36ZM3 237L6 238V239H4ZM50 237H51V238H50ZM2 238H3V240H2ZM37 238H38L39 240H38ZM59 238H60V237H58V239H59ZM65 238H66V242H64V243H67V241H71V239H69L68 236H66ZM40 239H41V240H44V241L41 242ZM54 239H52V240H54ZM63 239H64V238H63ZM1 240L4 241V243H3ZM26 240H25V241H26ZM61 240H62V239H61ZM61 240H60V241H61ZM56 241H57V240H56ZM60 241H59L58 244L62 243V245H65V246H66V244H63V242H62V241L60 242ZM63 241H65V240H63ZM32 242H31V243H32ZM48 242L50 243L51 246L54 245V241H53V243H52L51 240H50V241L48 240ZM48 242H47V246H49V243H48ZM34 243H32V244H34ZM51 243H52V244H51ZM4 244H5V245H4ZM32 244H31V245H32ZM58 244H57V245H58ZM51 246H49L50 249H51L52 247L55 248V246H56V242H55V246H52V247H51ZM65 246H61L62 248H61V247H60V248L63 249V248H65ZM67 246H69V244H67ZM67 246H66V248H67ZM57 247H59V246H56V248H57ZM1 248H0V249H1ZM56 248H55V249H56ZM70 248H71V247H69V249H70ZM94 248H96V247H94ZM4 249H5V247H4ZM55 249H54V250H55ZM69 249L67 248V250L65 249V251L71 253V252L69 251ZM72 249H73V248H72ZM72 249H71V251H72ZM94 250H95V249H94ZM94 250H93V251H94ZM4 251H5V250H3V252H2V250H0V252L3 253V254L0 253V255H1V254L4 255V253H5ZM95 252H97V251L95 250L93 253H95ZM69 253H68V254H69ZM91 253H92V252H91ZM96 254H97V253H96ZM2 255H1V256H2ZM71 255H72V254H71ZM91 255H92V254H91ZM97 255H99V254H97ZM93 257L95 258L96 255L94 254ZM99 258H100V257H99ZM98 260H99V259H98ZM95 261H96V260H95ZM23 262H27V261H22V262H18V263H23ZM96 262H97V261H96ZM10 263H11V262H10ZM10 263H8V264H10ZM18 263H15V264H18ZM97 263H98V262H97ZM95 264H96V263H95Z\"/></svg>",
    "mask_w": 264,
    "mask_h": 264
},
{
    "label": "crops",
    "instance_id": "3",
    "mask_svg": "<svg viewBox=\"0 0 264 264\" xmlns=\"http://www.w3.org/2000/svg\"><path fill=\"white\" fill-rule=\"evenodd\" d=\"M49 1L51 0H0V35H10L8 38H12V36L15 35V39H19L20 37V39H24L25 36V39L35 38L41 26L44 28L51 26L52 23L54 24L57 20L55 3ZM56 12L59 14L58 8ZM14 37L12 41L15 40ZM5 39L6 38L4 37L3 39L2 36L0 40H4V42L0 41V43H11L7 42ZM8 41H10V39H8ZM83 42L84 39L81 36H66L62 40L63 46L68 49H77L83 45ZM1 65L4 66L3 64ZM33 65L35 67H39V65L42 67H34V70L29 73L7 78L4 72H1L2 69L0 68V98L2 97L0 104L6 103V105H2L5 109L0 105V114L2 112L0 115V122L5 123V128L0 126L3 130H7L8 127V123L6 124L4 120L7 117L9 120H12L17 115L27 114L31 110L52 109V112L55 110L61 118L66 119L76 116L79 112V108L85 103L84 95L79 92V76L73 70V66L68 62V52L48 53ZM17 68L18 66L16 65L11 67L6 66L5 70L14 71ZM35 69L37 70L35 71ZM50 80L53 85H51ZM53 88L56 89L53 90ZM3 96L6 101L5 99L3 100ZM0 132L2 133L3 131ZM7 132H3L4 134L2 133V137ZM8 145V141H0V167L6 169V172L7 168L11 166L10 156H8L10 147H8ZM1 173L2 171L0 170V174ZM1 177L2 174L0 175V179ZM2 180H4V178ZM74 191L75 189L71 188L63 190L62 194L51 191L25 197V202L22 205L23 207L20 206L7 214L9 216L5 217L6 223L1 227L2 231L5 232L6 236L9 238L26 232L29 227L30 219L40 217L49 210H55L58 207L57 202L60 199L76 197L77 195L74 194ZM2 198H4V196H2ZM34 252L35 248H32L12 255L0 256V264H8L11 261L14 263L28 261L32 258Z\"/></svg>",
    "mask_w": 264,
    "mask_h": 264
}]
</instances>
